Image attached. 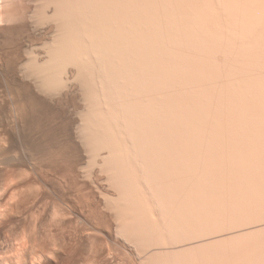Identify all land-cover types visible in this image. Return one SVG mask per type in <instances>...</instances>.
I'll return each mask as SVG.
<instances>
[{
  "label": "bare ground",
  "instance_id": "6f19581e",
  "mask_svg": "<svg viewBox=\"0 0 264 264\" xmlns=\"http://www.w3.org/2000/svg\"><path fill=\"white\" fill-rule=\"evenodd\" d=\"M24 1L25 0H23V1L20 0L19 4L23 5ZM39 1H38L39 3L37 5L39 6L41 4L40 10L43 9L42 12L44 13V16H45L44 18H46L48 20L47 21L46 19H44V22H43V20L41 19L42 21H40V23L43 22L44 26H43V28L41 27L42 31L40 32V34H39V31L41 29L40 30L39 29L38 30L37 29L36 30L26 29V31L28 33V36H27L28 39L23 41V42H17L15 39L9 38V37H8L9 38L8 40H5V39H4L5 41L0 40V72L2 74H4L2 76V74L0 73L1 77L4 78V76H7V77L11 78L12 75L17 76V74L18 73L20 74V72H23L25 68L29 69L30 71H34V72L36 69L37 76H39L43 80V82H42L43 86H45L48 89L50 87H54V86H58V88H59L60 87L59 85H62V82H61L62 80L60 78H62V75L65 72L68 73V71H66L68 69L67 66L69 65L68 67H70V64L75 66L76 71L70 72L69 82L71 80V82H74V81L78 82L79 81V83H81L80 84V85H82L81 90L79 89L80 95L84 99L85 103L88 104V107L90 108V109L89 108L86 109V113L84 115H82V117L80 116V114H82L83 112L78 113L79 116L82 118V120L79 119V121L81 120L80 121L81 124L77 120V118H79V117H77L76 120H77V122H79V128L78 129H80L81 125H82V127H84V130L81 129V130H83V132H85V133H83V135L85 134V136H83L84 138L82 141H84V144H85L84 146H86V148L89 149L87 153L91 154L92 163L95 166L93 165L94 169H93V167L91 170L88 169L90 171H87L85 169L80 168L81 165L79 167V166H77L76 163H75L76 166L71 165L70 163H67V164H70L71 166L70 165H69V167L66 166L65 162H67V160L70 158L69 155H68L69 158H67L68 149L66 147H64L65 145L63 147L58 148L59 146H62L64 144V143L63 144L59 143L60 142V141H58L59 139L53 141V143L56 142L54 144L55 145L54 147H57V148L52 147L51 149H48L49 147H51L53 145V143L49 140V143H52V145L50 144L51 146H48L49 145V143H48L47 144L48 147L46 149H48L49 151L51 150V151L49 152V151L45 150V151H47V153L45 152L46 153L45 155L47 157L45 156L46 159H44V160L47 163L45 161H44L45 163L43 162V165L46 164V168L48 167L47 172L44 171L46 173L44 175H41L44 172H43V170H41V167H39V166L41 165L43 167L42 169H45V167L41 164L42 162H40L38 164L39 161L37 162V157L35 159V161L37 162L36 164H38L37 167L35 165H33L32 163L31 164H32V166H35V168H37V169L40 168L41 171L40 170L39 171L41 172V174H40V172H39V174L42 177L44 176L43 179L48 178V177L54 178V179L49 178V180L47 179L48 180L47 182L55 180L56 185L55 186L52 185L53 189L55 190V188H59L58 189L59 191L58 190L57 191L58 192L63 191V193L65 191L64 195L67 199L65 197H62L63 196L62 195L61 196L62 200L58 201L59 199L58 200L55 199V197H57L58 194H55L57 196L54 195L55 196L54 199L47 198L46 197L47 195L45 196V195L41 194L40 192H41V190L43 191L46 187L48 188L49 183H48V186H46L47 183L46 184L45 183L40 184L39 181H41V179H39V180L37 179L39 184L36 183L37 180H36V178H34L35 176H33L34 173L31 177L34 178V180H36L35 182H33L34 181L33 179H31L33 181L28 180V177L31 178L30 174L27 176V174L29 172L26 173V171H24L22 167L17 168V166H16V168L13 169L14 168V166H13L12 170L10 167H8V168H10V170L8 169V171L4 170L7 168V166H6V168L4 167L3 158L7 159L10 157V156L9 157L5 156V151L7 152V150L10 149L8 145H9V142H12V141H9V142H8V140L6 141L5 138L9 139V138H7L8 136L2 135V132H1L0 136H2L3 138L1 137L0 139L1 140L3 139L6 141V145H4V144H1V145H4V148H5V146H7L8 148L7 149L5 148L6 149L5 150L0 145V163H2L3 168H4L0 171H4V173H6L5 175L0 173V177H1L0 178V226L2 225V226H5V228H6L7 227L6 224H8V223H5V221L8 218H10V220H11L12 217H10V216H12L14 214H16V215L18 214L17 216L19 217L22 213V215H21L22 218L20 217L21 220H20V218H18L20 220V222H19L20 225L17 223L18 224L17 226L19 228L15 229V230H17L15 233H13V231H15V230H13V228H14V226L16 227V225L13 223L12 224L14 226L11 225V223H10L11 221H9V219H8V221H9L8 226L9 225L12 226V228L9 226L10 230L9 229L3 230L1 228L2 226L0 227V230H1L0 231V264H46V263H52V262L57 263V261L60 260L61 258H62L60 260L61 262L60 261L58 262L59 264L60 263L63 264V262H65V259H67L66 261H68V263L70 260V263L72 262L71 264H101V262H103V264L104 263L105 264H116V263H118L117 260L119 258H121V256L128 257L129 254L127 255V254L120 252L114 245L110 244V242H109L110 240L107 238V236L102 235V234L100 235L102 230L99 233V231H100L99 229L101 227L102 228L107 227L111 231V229H114V225L116 224V220H114V221L109 220L107 217H105L103 215V213L100 210L101 202L103 203V201H102L103 196L105 197V199L112 198L114 193L110 192L111 190L109 191L110 187H106L107 188L106 189L105 187L101 186V188L102 187L103 188L100 189V185L102 183H104L102 185H105L108 182L111 183L112 185H114L116 188V191H117V189H118V192L120 191L119 193H117V194H119L118 195V201L124 200V202H125V203L122 202V204L123 203L126 204L127 201L131 202L132 200L131 199L128 200L127 197L132 196L131 193L132 192L134 193L135 189H139L138 187H140V185H143V183L141 184V182L139 181V178H141V179L143 178L141 181H143L145 178L148 180V182L149 181L150 182L151 181L156 182V184L159 185V190H160V188H163V186L165 188V186L167 185L168 187H170V191H169V189L165 188L166 189V195L168 192H171V191H172L171 192L172 196H174L176 194L178 195L179 192H182V191H180V189L181 190L184 189V188L182 189L180 187H179V189L177 187V190L175 189L176 188L175 184L178 180V176H181L182 172H183V170H182V172L180 171L181 167L179 168V166L183 167V164L179 165V159H181V161H180V164H181L182 159L185 157L183 155L184 154L183 152L187 151L186 148H188V153L186 152L187 153L186 154V156H187L186 160H185V158L183 160L189 162V163L187 162L188 166H187L186 162L184 163L187 167H189L190 164H194V165L196 164V167L194 166V168H197L199 166V164H197V162H195L192 159L193 158L192 156L195 155L192 152H196V154H198V155L201 154V155H199L200 157L203 155L205 157V159H203L204 161L202 159L201 160L203 162H205L207 167L209 166L208 164L213 161V159H215L213 162L219 163L217 161L222 160L221 164H222V162H225V164L229 165L228 167H226L227 165H225L223 168L221 164L220 165L217 164V169H219V167H221L223 170L221 168H220L221 170L220 169L219 170L214 169V170H217V172L215 171L216 173L211 172V171H214L212 169L213 166H209L211 171H208V173H207V169H206L207 175L212 174V173H215L217 175V177H215L216 176L215 174L213 176L209 175V176H211V178L213 177V182L215 184L219 183L220 185H222L223 184L222 182L225 181L224 182L225 185L223 184L222 185L223 187L222 186L220 187V185L218 184V186H219L218 188L215 187L216 185L214 183L212 184V182L210 181L209 178H208L209 180H206L203 178V176L198 177L196 175V173H197L196 170H200V166L202 168V166L205 165L200 160L198 161V159L194 158L196 161H198V163L200 162V166L198 167V169L194 170V168L191 169V167L190 168H187L186 166H184V167L188 170L189 169L194 170L193 173L196 172L194 175L198 177L197 179L201 178V180H203V181H201V183L203 184L201 186H202V188L205 189V190H203V191H205L204 193H206V191L208 192L209 190L211 191L210 193H212L214 191L213 189H212L213 190L212 191L210 188H208V190H206V184L208 187V186H210V183H211L214 186H212V187L210 186V187L215 188V190H217L219 188H221V189L224 188L222 191L225 194L224 191H225V188L228 186V184L231 183L229 185H232L234 181L238 180L237 181L238 183H234L232 186H228L229 188L227 187L226 191L228 189H230V191H228L225 194L228 196V198L224 197L225 196L224 194L220 196V194L222 193L221 189H220V191L217 190L216 192H213V193L219 194L220 198L224 197L223 199H227L228 201L233 200V201H229L230 203L231 202L232 203L237 202L234 204H236L235 206L238 205L237 207H238L239 212H236V211H238V210H235V209H237V207L233 206L234 204H232V203H231L232 204V206H231V204H229V202H227V200H225L227 202V205H225L226 202L222 198L221 199L224 202H221L222 200L218 198L219 200H221L220 203H222V204H220L221 206H219V203H218L219 200L216 201L215 198H212L214 196L213 193H212L213 196H212V194H211V197L208 196L212 200L211 201L208 199L209 202L211 201L210 206L207 205L209 202L206 204L204 202L201 204L200 203L197 204V201H199V202L206 201L204 198L207 199L206 196H207V194L209 195V192H208L205 194V196L203 195L204 196V198H203V196H201L203 194V192H202V190H200L202 192V194H200L199 196H200V198H203V199L202 200L200 199L201 201L198 200L199 197L196 194H199L201 192L196 193V192H198V190L196 189V191H195L194 188H197L201 184V183L199 184L200 181L198 182L199 185L197 187L195 186L194 188H193V186H192V188L190 187L192 183L191 184L188 183V184H190L189 187L191 189H194L192 191L193 192L195 191V193H194L195 195L193 193L191 194L190 190H189L190 192H188V194L185 193L186 191L182 192V193H185L187 195L191 194L192 196L193 195L197 196L196 198H194V200L195 199L197 200L196 202H193L194 200H192V199H188L186 204H183V203H181L182 200H184L185 198L186 199L189 198L190 195L188 197H186L187 196L186 195L184 199H181L180 198L181 195L180 196L178 195L177 201L181 200V202L179 201V203L176 202L175 200L174 201L169 200L170 202H168V201L165 202L167 200L166 198L163 199V200H165L164 201L165 203L164 202L159 203L162 201V199H161V196L159 198V195H158L161 193H158L157 195H158L159 199L157 200V202H158L157 207L160 206L161 209H164L165 211L167 210L169 213L171 212L170 214H172V212H173V214H175V213L179 214V212L181 211V212H183V214L181 213L183 216H185L184 213H186V214H187V212H194L195 213V210H196V212L199 213V217H197V218L199 219L200 216H202L204 218H201V220L204 219V221H205L207 215L205 214L206 215V217H205L204 215H200V213H203L202 211H204V213H206L205 211H206L207 207H211V205H212V208H213V206H214V208H217L216 205H218L220 207L218 209H221V207L223 209L225 206H228L227 207L228 210H229V208H231L229 211L231 218H229V215H227V217L229 218V221H225L226 223L228 222L227 225H230L229 224L230 221L232 224L234 223L232 221H235V224H237V222L241 221L240 218L237 221L238 215H237V217H236V215H234L236 218H233L232 217L233 215L231 216V213L232 214H234V213L240 214L241 213V215H245V214L249 215L248 213H250V212L251 213L254 212L256 214V212L258 211L257 213H258V216L260 215L259 217H257V215H255V217H256L255 218L253 216L254 214L250 213V216L251 215L253 216V217L251 216L252 220L246 216L249 220L247 219L248 220V223H247V220L245 219V222L247 224H250V223L253 224V222L256 223L258 221V220H256L257 218H259V222H261L260 221L261 218H262L261 219L262 221L264 220V218H263L264 214H262L264 212V203H263V205L259 206L262 203L258 202V201H262L264 199V179L260 178L261 175H263L262 178H264V173H262V172H264V170H263V168H264L263 167L264 166V154H263L264 148L261 146L264 142V0H39ZM5 2L8 6H11L12 4H16L14 2V0H5ZM42 2L44 4H42ZM52 4H53V6L55 5L54 10L52 9L53 7L51 8ZM92 4H94L96 6V7L94 6L93 8H97L94 11H93V8L91 7ZM30 6H31V4H30ZM38 6H36V7H38ZM36 7H35V9H36ZM40 10H37V11H39L38 14H40V16H41ZM96 11H98V12H96ZM6 12H7V10H6ZM31 12L32 13L34 12V14H36L35 10L31 11ZM8 13H9V10H8ZM32 13H30V15ZM28 17H29V15H28ZM32 17H33V15H32ZM38 18H39V16H38ZM42 18H43V15H42ZM38 21H39V19H38ZM45 21L49 22L47 24H50V25L46 27ZM43 23H41V24H43ZM38 24H39V22H38ZM41 24H39V25L41 26ZM1 27H2V22L0 21V32L2 29ZM44 27H46V28H44ZM37 33L40 36H41V34L43 36H41L39 38L38 37L39 35ZM11 35H12V33H11ZM186 43L189 45V48H188V45H186ZM183 44H184V46H187L186 50L184 49L185 47L183 48V46L181 49L179 48ZM169 45H172L171 46L172 49H171V47L169 48ZM168 48H169L170 52L167 51ZM173 48H174V50H173ZM177 48H179L180 52H182V53L178 52ZM214 53L216 54L215 56H217V53L218 54L220 53L221 55H223V57H225V58L221 57L220 54L218 56L223 58L224 60L222 59L223 60L222 61L221 58H219V60L215 59V62H213L215 56L214 57H212V56L214 55ZM165 56H167V57H165ZM218 56H217V58H218ZM90 57L91 58L93 57V58L91 59ZM164 58L168 60L169 66L167 64V60H166V62L164 61L165 60ZM217 60L220 61L219 63H221V65L224 66V68L227 66V64H225V62L228 63V65L230 64V66L226 67V68H228V69L230 68V69L228 70V69H224V68H219L221 65H219V67H217L219 64ZM226 60H229V62H231V63L227 62ZM210 61H212V62H210ZM164 63H166L168 66L167 70L165 69V67L167 68V66H165ZM178 63L180 66L182 64L184 65L180 71H178L180 69L178 66ZM211 63H214V64H211ZM97 67L98 68L100 67V69L102 71L100 69L97 70L96 69ZM184 67L189 68V69L188 70L186 69V71H183L182 69H185ZM22 68H24L23 71H22ZM222 69H224V70H222ZM148 70H150L151 72L150 71L148 72ZM189 70H190L191 74L193 75V77H191L192 75H188L190 72L188 74L186 73L187 76L185 75V72H187ZM181 71L183 72V74L185 76H183V74L182 75L180 74V73H182ZM147 72L150 73V75H148ZM14 76L11 79H14ZM1 77H0V79H1ZM63 77H64V75H63ZM194 77H196V78H194ZM197 77H198V80H196ZM30 78H32V76ZM117 79H119L120 81L122 80L121 82L124 83V85H123L124 87H122V89H120L121 86H119V88H118V90L119 89L122 90L121 93L120 92L117 93L120 95V98L118 97L119 95L116 97V95H115L116 93H114V91H111V89L113 87H115ZM219 79H222L223 81L222 80L219 81ZM119 80L117 81V83L119 82ZM149 81H150V83H149ZM9 82L10 81H8V84H9ZM64 82L65 83H63V84L67 83L66 81H64ZM98 82H100L99 85L100 84L102 85V86H100V88H101V90L103 89L102 90L103 93L98 91L99 87H98V89L96 88V85ZM142 82L148 84L149 86L142 84ZM14 83L16 84V82H14ZM17 83L19 84V81ZM235 83H236V85H235ZM5 84H6V82H5ZM119 84H120V82H119ZM13 85H11V87ZM20 85H21V82H20ZM144 85H145V87H142ZM23 86H26V85L23 84ZM62 86L60 88H62ZM104 86H106V87H104ZM168 86H172L173 88L176 86H178V87L181 86L182 88H184L183 93L180 94V92L178 90H176V88H174L176 91L173 92V89H172L173 93H172V95L169 94L170 96L167 99L168 96L165 94V90H167L168 93H171L170 92L171 90H169L170 87L168 89H166ZM235 86H238V87H235ZM9 87H10V85H9ZM29 87H25V88L30 91ZM116 87H117V85H116ZM146 87H148L151 90V92L149 90V92L151 93V96H150L151 98L147 99L148 96L145 97L146 99L141 97L140 100H142V98H143L144 100L148 101V102L145 101V103H143L144 100L143 101L139 100V98H140L139 95L142 96V93L138 94V95H137V93L141 92V90L143 88H146ZM178 87H177V89H179ZM12 88H10V89H12ZM14 88H15V85H14ZM105 88H107V89L105 90ZM128 88L130 89V91L132 90V92L129 91V93H132L130 95V96H132L131 98L138 96V99L136 97V98H134L135 100L134 99L131 100V99H129L130 96L128 98L126 97L128 95V90H129ZM186 88H189L187 90L190 91V95H189V92L186 90L188 92L187 93L188 96H186L184 93L185 92L184 90ZM190 88H193V91H195V92H196L195 89L199 90V93L197 92V94H199V96L197 95V97H196L195 96L196 94L193 95L194 93H192V90ZM52 89H54V88H52ZM22 90H25V89H22ZM56 90H58V89H56ZM61 90H63V89H61ZM104 90H105V92H104ZM124 90L127 93H124L123 92ZM143 90H146V89H143ZM69 91H67L66 93H68ZM73 91L71 90V93ZM180 91H181V89H180ZM134 92L136 93V96H135ZM149 92L147 91V93L145 92L144 94L148 95ZM152 92H153V94H155L154 97H152L153 96ZM13 93L14 92L12 90V95H13ZM21 93H23V92H21ZM73 93H75V92H73ZM225 93H226V95H225ZM124 94L126 96L123 97L122 95H124ZM133 94H134V96H133ZM29 95H31V93ZM16 96L18 97L20 95H16ZM26 96H28V95H26ZM26 96H25V98H26ZM165 96H167L166 101H164ZM193 96H195V97H193ZM70 97L74 98V96H69L68 98H70ZM79 97L78 98L76 97V98L80 99ZM115 97L119 99V100H117L119 102L115 101V99H116ZM19 99H21V98L19 97ZM74 99L71 100L70 102H73L76 100V99L75 100ZM14 100H13V102H14ZM101 100H103L105 103V107H104V105L102 106V104H101V107L105 108L103 110L100 109V107H99L100 106L99 102ZM26 101H30V100H26ZM55 101H53V102H55ZM23 102H24V100H23ZM59 102H60V100H58L57 103H59ZM16 103H14V104H16ZM24 103H26V102H24ZM74 103L76 104L75 109H77L78 111H81V109L79 107L77 108L78 103L73 102V105H74ZM82 103H84V102H82ZM17 104L19 105V103H17ZM27 104H29V102H27ZM33 104H35V103H33ZM48 104L49 103H47L45 105L47 106ZM18 105L13 106V103L11 104V107H9L8 111H9V113L11 112L12 114H10L9 117H11L12 115H14L13 116L14 118H15V115L21 116V117L22 116L24 117V115H25V117H26V115H28V114L37 113V111L39 110V107H40L38 105L39 106V107H37L38 109H34L32 106L29 109V107L31 105L28 108H27L28 105L26 107L22 106L21 104H20V106H18ZM49 105H51V104H49ZM56 105H57L56 107L59 106L58 104H56ZM73 105H72V108H74ZM46 106H44V107H46ZM53 106H55V105L53 104ZM85 106H84V108H85ZM34 107H36V106H34ZM59 107L61 109L62 106H59ZM46 108H44V109H46ZM2 110H3V108H2ZM40 110H43V109H40ZM53 110H54V108H53ZM53 110H51V111H53ZM62 110H64V109H62ZM71 111H73V110H71ZM45 113L46 112H44L43 114H45ZM76 113H73V114L75 115ZM32 114H31V118L33 117ZM48 114H49V112H48ZM40 115L41 114H39V116ZM36 116H38V115H36ZM36 116H35V118H36ZM46 117H44V118H46ZM72 117H74V116L72 115ZM16 119H18V118L16 117ZM24 119H26V118H24ZM24 119H23V121H25ZM32 119H33L32 120V122H33L34 118H32ZM38 119H41V118L37 117V119H36V121H34V123L37 122ZM74 119H75V117L73 118V120ZM27 120H28V116H27ZM0 121H2V120H0ZM12 121H14V120L12 119ZM12 121H10V123ZM18 121H19V119H18ZM18 121H16V122H18ZM23 121L21 120L22 126L25 125ZM40 121H38V122H40ZM47 122H48V120H47ZM54 122L55 121H53V123ZM62 122H63V120H62ZM69 122H70V120H69ZM72 122H70V123H72ZM40 123H43V122H40ZM40 123H39V125H40ZM45 123L46 122H44V124ZM65 123H66V120H65ZM67 123H68V120H67ZM27 124H26V126H27ZM49 124H50V122H49ZM58 124H57V126H58ZM62 124L60 126L65 127V125H62ZM74 124H75V126H77L76 123H74ZM242 124H244V125L241 126ZM17 125H20V123H18ZM47 125H48V123H47ZM67 125H69V123L66 124V126ZM114 125H116V126L118 125V126H120V128L125 129V130H123V132H125V137H126V134H128L127 138H129V139H127V138L125 139V137H122L121 135L124 136V133H121V131L116 129L117 131H119L121 133V135H120V133H118L119 134L118 135L117 132L115 131V129L113 128V127H115ZM13 126H15V124ZM29 126H27V127H29ZM35 126H37L36 123H35ZM71 126H73V125H71ZM118 126L116 128H119ZM19 127H17V128H19ZM42 127L40 129L44 130ZM51 127L52 126H50L49 132H52L51 130L55 129V128L51 129ZM248 127H251L252 129L250 128L251 130H249ZM22 129H23V127H22ZM45 129L47 130V127ZM57 129L59 130L60 128L58 127ZM62 129H63V127H62ZM246 129L248 131H246ZM15 130H16V128H15ZM18 130H20V129H17V133H20V132H18ZM24 130H25V128L21 131L22 133H20V134L23 135ZM26 130H25V132H26ZM81 130L79 132H81ZM1 131H2V129H1ZM79 132H77V133H79ZM53 133H51V134L53 135ZM80 134L82 135V132ZM22 135H20V136H22ZM56 135H58V134H56ZM23 136H25V134ZM48 136H50V138H51V135H49V133H48ZM67 136H69V135H67ZM75 136H77V135L75 134ZM117 136H120V137H117ZM54 137L58 138V136H54ZM54 137L52 139H54ZM64 137L65 136H63V139H65V140H66V138H69V137H65V138ZM208 137H210V138H208ZM24 138H21V139L24 140V142H26L27 140L25 141L26 138L25 139ZM45 139H46V137H45ZM65 140H62V141L65 142ZM69 140H71V138ZM77 140H78V136H77ZM57 141L61 145L58 144V146H57L56 145ZM67 141H68V139L66 140V142ZM7 142H8V145H7ZM24 142H22V143H24ZM69 142L70 141L67 142L68 147H69L68 144H70ZM73 142H71V143L73 144ZM3 143H4V141H3ZM76 143L79 144V142H75V144ZM223 143H226V144L223 145ZM178 144H179V146H181L182 152L180 151V149L178 150ZM27 145H29V144H27ZM131 145L133 146V149H132ZM76 146L73 145V147L72 146H70V147L75 148ZM182 146H183V149H182ZM185 146H186V148H185ZM263 146H264V144H263ZM224 147L226 150H224ZM25 148H27V147H25ZM35 148H39V147H35ZM35 148H33L34 151H35ZM66 149H67V151H66ZM69 149L71 150V148H69ZM14 150H16V149H14ZM30 150H32V149H30ZM38 151L36 149L37 154L39 153ZM72 151H76V149H74V150L72 149ZM72 151H68V152H71L69 154H73ZM78 151L79 150H77L75 155H77ZM24 152H25V150H24ZM8 153H9V150H8ZM13 153H15V152H13ZM31 153H33V152L31 151ZM43 153H44V151H43ZM43 153H41V155ZM11 154H12V152H11ZM191 154H192V156H191ZM225 154H226V156H232V158L227 157L226 158L227 160H224L225 158L222 159ZM132 155H133V157L139 158V160L142 159L144 162L146 159V161L148 162V166L152 164L154 166V168L152 167L153 169H151L149 167V169L145 170L143 168L144 165H143L142 161H141L142 167H140V168L141 169L143 168L144 169V170L142 169L143 171L138 170L137 167H135L136 169L131 168L133 164L131 162L130 156H132ZM11 156L14 157L13 154ZM15 157H16V155H15ZM32 157L34 158L35 154ZM43 157H44V155H43ZM187 158H188V160H187ZM16 160H15V163H17ZM38 160H40V159H38ZM78 160H79V157L75 161H78ZM17 161H19V160H17ZM40 161H42V160H40ZM132 161H133V159H132ZM90 163H91V160H90ZM92 163L90 164V166L92 165ZM133 163H135V161H133ZM138 163H140V162H138ZM201 163L203 165H201ZM12 164H14V163H12ZM130 165H131V167H129ZM145 165L147 166L146 163H145ZM206 165L203 166L204 169L202 171L200 170L202 173L205 171ZM211 165H214V164L211 163ZM231 165H234V166H231ZM97 166H99V168H96L97 170L99 169L98 171L95 170V167H97ZM191 166H193V165H191ZM214 166H216V165H214ZM246 166H247V169H248V167H250L248 170L249 173L247 172V169L244 168ZM258 166L260 169L258 168ZM11 167H12V165H11ZM209 167H208V169H209ZM225 167H226V170H225ZM261 167H262L263 171H261ZM1 168H2V166H1ZM214 168H216V167H214ZM227 168L228 169L231 168L228 175L230 177V180H233V181L228 180L229 177L227 176V172H228ZM240 168L242 170H246L245 173H244V171H241ZM234 169H236V171H238V169H239V172L241 174L240 173L239 174L234 173ZM188 170H186V171H188ZM28 171H30V170L28 169ZM34 171H35V169H34ZM200 171H198V174ZM219 171L221 172V175H224L226 173L225 174L226 177L224 176V179L226 178L227 180H223V176H222V178H221L222 182L221 183H220L221 179H218L221 177L220 174H219L220 177L218 176V173H220ZM178 172L181 173V175L180 174L178 175ZM190 172L185 173V174H190ZM259 172H261V173H259ZM30 173H31V171H30ZM193 173L188 175V176L192 175L193 178L191 177V179L194 180V178H196V177H194ZM206 173L203 175L205 176ZM246 173H247V175H246ZM258 173L260 175H258ZM183 174H184V172H183ZM242 174H244L245 176ZM1 175H4V176H1ZM231 175L233 177L238 175L237 176L238 178L237 177L232 178ZM25 176H27V178ZM85 176H87V178L92 177L93 179H95V181L98 179L97 182H99V180H100L101 184L99 185V189H98V187L93 186V183H92V185L91 184L86 185V183L81 182L80 179L82 177H85ZM186 176L187 175H185L184 177H186ZM257 176L261 180H259ZM215 178L220 180V181L215 182L216 181ZM180 179H181V177L179 178V180ZM191 179H189L188 181L193 182ZM249 179H250V181H249ZM44 180H46V179H44ZM186 180H187V178H186ZM188 181H186V182H188ZM207 181L209 184L206 183ZM228 181H229V183H228ZM132 182H134L133 183L134 186L132 185ZM148 182H147V184L149 187ZM186 182L184 183L185 187H186V185H188V184H186ZM255 183H256V185H255ZM147 184H146V186H147ZM44 185L46 187H44ZM153 185L155 187V183H153ZM153 185H152V187H153ZM184 185L182 186V184L180 183L181 187H184ZM143 186H141V187L144 189ZM201 186L198 189H201ZM52 187H50L49 189H51ZM152 187L150 188V190L151 189L152 190H154V189L158 190L157 187L154 189ZM115 188L113 187V189H115ZM131 188H134V190L132 191ZM110 189H112V187ZM165 189H161V190L165 191ZM187 189H189L188 186L186 187V190ZM232 189H233V191H232ZM67 190L73 191L72 195L70 193L71 196L69 195V198L66 196ZM152 190L150 192H153ZM155 190H154V192H155ZM137 191L138 190H136V192ZM234 191H236L235 194H237V195H234ZM139 192H140V190H139ZM230 192H233V194H231ZM43 193H44V191H43ZM229 193L231 194V196H229L230 195ZM51 194H53V193H51ZM137 194L139 195L142 193H137ZM154 194H156V192ZM148 195H145V196H147L149 198ZM133 196H134V194H133ZM135 196L138 199H136ZM135 196H134L135 199L132 197L133 200H136V201L140 200L137 195H135ZM139 196H141V195H139ZM182 196H184V195H182ZM192 196H191V198H192ZM147 197H146V201H147ZM167 197H169V195ZM229 197H230V199H229ZM113 198H115V196ZM153 198H154V201L157 199V198L155 199V196ZM172 198L175 199L174 197H172ZM234 198L235 199L237 198V199L235 200ZM257 198H261V200L257 199ZM30 199H31V201H30ZM126 199H127V201H126ZM173 199H171V200H173ZM107 200H109V199H107ZM143 200H144V198L142 199V201H138L136 203H138V204L142 203ZM148 200H151V199H148ZM189 200H190V203L188 202ZM191 200L193 203L191 202ZM151 201L154 202L153 200H151ZM84 202L88 203V204L86 203V211L89 213V216H87V218L91 217V219L89 218L90 221L86 222V220H85L86 218H85L84 223L85 222L86 223L85 224L81 223L82 226H84V227H82L81 229H78L77 228V226H78L77 222L78 221H76L78 219L74 220L73 211L75 212V209L78 210L79 207L82 206L83 205L82 203H84ZM152 202H150L149 205H151ZM262 202H264V200ZM107 203H109V202L107 201ZM111 203H112V201H111ZM115 203L116 202L114 201L113 204H115ZM133 203H131V205H133ZM136 203H134L133 206H137ZM144 203H146V202H144ZM144 203H142L143 207L148 206V204L144 206ZM243 203H244V205H243ZM104 204H105V202H104ZM181 204L184 207L181 206ZM223 204H224V207L222 206ZM131 205H128V206L131 207ZM155 205H156V201H155ZM178 205L180 207H177ZM241 205H242V207L246 206L245 207L246 209H242V212L244 213L246 211L247 213L245 212L243 214L241 212V210H240L242 208ZM111 206L112 205H110V207ZM115 206H112L111 208L113 209V207H115ZM118 206H119V204H118ZM124 206L126 208V205H124ZM148 207H147V209H148ZM232 207H234V208H232ZM80 208L82 209V207H80ZM104 208H105V206H104ZM115 208H117V207H115ZM137 208H138V206H137ZM179 208H181V209H179ZM225 208L223 209L222 212L220 211V213H222L223 215L225 213H227V210H226V212H224ZM262 208H263V211H262ZM127 209H125V210H127ZM132 209H133V207L131 209H128V211L131 210V212H135V211H132ZM138 209L140 210V208H138ZM153 209H150L151 212L148 211L150 213V215L152 214ZM209 209L207 208V210H209ZM218 209L217 210L215 209L216 211H214V212H212V210L208 211L207 212L208 216L210 215L209 214L210 212L214 213L213 215H211L212 218H213V216H217V214L215 215V213L219 211ZM247 209L249 210V212L247 211ZM254 209H256L257 211L255 212ZM107 210H108V207H107ZM116 210L117 209H115V211ZM137 210H136V213H137ZM139 210H138L139 213L142 212V210H140V211ZM143 211H144V208H143ZM156 211L153 212L154 215L156 214ZM165 211H162V213H167ZM198 211H201V212H198ZM18 212L20 213V215ZM107 212H109V211H107ZM121 212H123V211L120 210V212L118 214H121ZM131 212H129V213H131ZM260 212H262V213L260 214ZM77 213H75V214H77ZM109 213H111V211ZM117 213H115V214L117 215ZM75 214H74V216H75ZM82 214H83V212H82ZM140 214H142V213H140ZM173 214H172V217H173ZM176 214H175V216H176ZM181 214H179V215H181ZM189 214H191V213H188V216L192 217L193 213L191 215H189ZM218 214H219V212H218ZM86 215H88V214H86ZM154 215H151L152 216L151 219H154V217H153ZM77 216H78V218L81 217L79 215H77ZM126 216H127V220H128V215H126ZM126 216L122 215V217L120 218L121 221H120V223H118V225L120 224V226H121L120 229H122L123 232H125V228H126L125 226L128 225L127 224L124 226V222L122 220V218L126 217ZM134 216H136V215H134ZM137 216H138V213H137ZM162 216L165 217V215H162ZM167 216L168 215L166 214L165 219H167ZM83 217H85V216H83ZM130 217H132V216H130ZM174 217H173V219H175ZM219 217H221V216H219ZM222 217L220 218V220L217 218L218 219L217 224H220L221 222L224 221V219H222ZM239 217H241V216L239 215ZM142 218H138V219L134 218L137 221L136 222L137 227L135 226V228L137 230L139 229V231H141V230L144 231L147 229L150 230V229L155 228V227L158 229V227L162 228L163 226H167L168 229L170 227H173V225H166V224L163 225L164 220L163 221L161 220V223H162L161 225H163V226H161L159 223H157L159 225L156 226L155 221H158L159 219H155V221L151 220V221H153V224H154V225H152L151 221H148L147 218H146L147 220H144ZM162 218L163 217H161L160 219H162ZM192 218H191L192 220H195L194 217H192ZM212 218H211L212 223H213L212 229L214 227L215 230H217V231L213 233L214 229L213 230L211 229L212 232L210 231V233L211 234L213 233L214 235L216 233V235H217L218 230L222 229L221 230V232H222L223 228L225 229L226 223L224 224V222H223V224H221V225H223V226L225 225V226L224 227L222 226L219 228L220 225L215 226ZM214 218L216 219V217H214ZM228 218H226V216H225V220H228ZM253 218L255 219L256 222L253 221L254 220ZM187 219H188V217H187ZM192 220H191V222H192ZM124 221L127 222L126 220H124ZM166 221L168 222V220H165V222ZM169 221H170V219H169ZM177 221H178V219H177ZM181 221H179V222H181ZM186 221H188V220H186ZM186 221L184 223H186ZM200 221H198V223ZM206 221H209V223L206 222L207 224H211V221L208 220V218ZM219 221H221V222H219ZM149 222H150V224H149ZM172 222L173 221H171V223ZM174 222H176V221H174ZM134 223H135V221L133 222V225L136 224V223L135 224ZM200 223L202 224V222H200ZM75 224L77 225L75 227L77 229L74 228ZM173 224H175V223H173ZM177 224H178V222H177ZM181 224H183V223H180V225ZM192 224H193V222H192ZM195 224L197 225V223H194V225ZM235 224H233V226L231 225L230 228L231 229L233 227L238 228L239 223H238V225H235ZM251 224H250V226H251ZM204 225L205 224H203V225L199 224V227L200 226L203 227ZM174 226H176V224ZM183 226H186V225L184 224ZM190 226H189V228H187L188 230L190 229ZM80 227H81V225L79 226V228ZM133 227H131V228H133ZM194 227L197 228V226H194ZM228 227L229 226H227V229H228ZM180 228H181V226H180ZM209 228L206 227L205 229H209ZM108 229H106V230H108ZM172 229H170V230H172ZM183 229L184 230H182V231H185L184 227H183ZM192 229L194 230V228H192ZM240 229L241 228H238L239 231H241ZM152 230L155 231V229H152ZM174 230H176V228H174ZM261 230L262 229L257 230V232L255 231L256 233H254V231L253 232L251 231L252 235L249 232L251 236L250 235H247V236H250V239H249L250 242L247 241L248 240L247 236H246V242H244V240H243L244 244H243V242H242V244L243 245L247 244L246 248H248V242H249V245H250L249 248L251 247L250 249L253 248V244L254 245L257 244L256 249L259 248V250H261V251L255 250L254 249L255 246H254L253 251L250 250V253H251L250 255L252 257H250V255L248 253V255H249L248 257H250V258L246 257V258H248L246 260L241 259V258H245V256H247L246 255L247 251H246L245 247H242L243 245L240 242H239V244L242 245L241 246L242 248H245L243 250L246 252H243L242 249H241L242 251L239 252L238 250H240V249L237 250L236 247H240V246H236L235 248L233 247L234 252L232 251L233 248L231 251H229V253H228V251L226 253L227 249L226 250L224 249L225 251L222 252L223 254L222 253L219 254V251H217V252L213 251V252L218 253V254H216V253H213L212 251H210L211 253H209L210 248L207 251L208 252L207 253L206 250L208 249L207 247H208L209 243H208V245H206L207 243L205 244L203 241L202 247L204 248V246H206L205 248H207L206 250H204L205 252L204 251L202 252V253H204L203 255H205V256H199L201 254V252H200V254H196L197 252L193 251L196 255L194 254L193 257L191 256L192 259L190 260V258H189V260L191 261V262L190 261L189 262L192 264H235L237 261V258L241 255L240 253H243V254L245 253L244 254L245 256L241 255L243 257L240 256L241 258H239V259L244 260L246 262V264H247L248 260H249L248 264H250V263L252 264L251 261H253L254 264H258V263L264 264V255L263 254L261 255L262 251H264V249H263L264 247H262V246H264L263 245L264 244V235H263V232L260 233ZM134 231H131V232H134ZM190 231H192V230H190ZM207 231L208 230H206V234H207ZM258 231H259V233H258ZM197 232H198V230H197ZM221 232H219V233H221ZM246 232H248V231H246ZM125 233H124V235H125ZM137 233H138V231H137ZM164 233H166V232H164ZM164 233H163V235H164ZM200 233H199V235L201 237L208 235V234L202 235ZM204 233L205 232H203V234ZM208 233H209V231H208ZM128 234H129V232L127 233V235ZM152 234L154 236L157 235V234L155 235L154 233H152ZM240 234H241V236L235 235V237H239V236L241 238L245 237L242 235L243 232ZM253 234L257 235V236L255 235L256 236L255 239L251 238V237H254ZM258 234L263 235L262 238L259 237ZM109 235H111V232L109 233ZM118 235L119 234L117 233V236ZM135 235H137L136 231L134 233V236ZM139 235L140 234H138L137 236L139 237ZM142 235L144 236L145 234H142ZM149 235H151V234H149ZM153 235H151V236H153ZM166 235H168V234H165V236ZM174 235H175V233H174ZM180 235L176 236L177 238H175V239H177V241H174L176 244L178 243V245H180V242H182L183 244L180 246H183L184 243H186V242H188V244H190L189 243L190 237H192V239L195 240V238H193V236H195L193 234V232H192L193 236H188L189 238L185 234H183L185 236H183L182 234H180ZM188 235H191V232ZM130 236H132V234H130ZM134 236H132V238H135ZM137 236L135 238L136 242L132 238H129V239L130 240L132 239V241H134L135 244L136 243L139 244V242H140L139 239L141 238V235H140L139 239L137 238ZM143 236H142V239H143ZM151 236H149L148 238H150ZM154 236L150 240L154 239ZM170 236L173 237L172 233H171V235L169 233V237ZM219 236H220V234H219ZM156 237H159V234ZM169 237L167 236L168 239H169ZM235 237L233 239H235ZM111 238H113V236ZM159 238H161V236ZM167 238L164 239V237H163V240H161L162 239L161 238V239H158L156 242L150 241L153 244L149 243L148 245H147L148 242H146V245H144L145 244V242H144V244H142L143 246H141V247H139L140 246V244H139L138 245L139 248H136L137 249L136 255L138 256L139 260H140V257H142L143 255L145 256V254L150 252V250H151L150 248L152 246H156L157 248L158 247L168 248L166 246H169V245L174 246L175 245V244H173L174 242L172 243V241L174 239L169 241L170 239L167 240ZM197 238H199V236ZM241 238H240V240L242 241L243 238L242 239ZM257 238L259 240L255 242V240ZM145 239H147V237ZM224 239H226V238H224ZM260 239H262L263 242H262V240L260 241ZM236 240H239V238L238 239L236 238ZM192 241H191V243H192ZM195 242L193 244H195ZM208 242H211V241H208ZM215 242H217V241L215 240ZM251 242H253V244ZM257 242H259V243H257ZM213 243H214V240H213ZM213 243L211 242L210 244H213ZM220 243H221V240H220ZM236 244L237 243H235V245ZM258 244H260L261 247H258ZM132 245H133V243H132ZM132 247H135V246H132ZM156 247H154L153 250L156 249ZM193 247L194 246H191V248H193ZM195 247H196V245H195ZM199 247H201V246L199 245ZM219 247H217L218 250H219ZM197 248L198 247H196V250H197ZM249 248H248V250H249ZM161 249L159 248L160 252H162L164 250L163 249L161 251ZM169 249L170 248H168L167 251L164 250V252L166 253L165 255H167V256H168V254L173 253V251H169ZM185 249L187 250V247L186 248L184 247V249L182 248V253L184 252L183 250H185ZM179 250H181V249H179ZM179 250H177V251H179ZM199 250H202V248ZM235 250H237V252H238L237 254H234V253H236ZM177 251L174 249L175 253ZM221 251H223V250H221ZM157 252H159V251L157 250L156 252H154V254H156ZM186 252L190 253L192 251L189 252L187 250V251H185V253ZM252 252H254L253 254L255 256H253ZM255 252L257 253V255L255 254ZM126 253H127V251H126ZM159 253H157L158 254L157 256L160 255ZM175 253H173V256L175 255ZM185 253L181 254V252H180L181 255H184ZM224 253H225V255H224ZM230 253H231V256L238 255V257L234 259V257L229 256ZM162 254H163V252H162ZM149 255H150V253H149ZM165 255L163 254L164 257H165ZM170 255L168 256V258H170L172 256V255L171 256ZM157 256H156V258H158ZM189 256H190V254H189ZM256 256H258L257 258H259V259L261 256L263 258H261L260 260L257 259L258 261L257 260L255 261ZM181 257H183V256H181ZM146 258L148 259L149 256L148 257L146 256ZM177 258H178V256H177ZM174 259H176V258H174ZM179 259L176 260V262H178V264L180 263L179 261L181 260V259L180 260ZM239 259H238L239 263H237V264H245L244 261H241L242 262L241 263L239 261ZM62 260H64V261H62ZM135 260L136 259H134V261ZM162 260H164V259L162 258ZM184 260L186 261L187 258L184 257ZM141 261H142V259H141ZM157 261H159V260H157ZM163 262H165V261H163ZM174 262L175 261H173V263ZM176 262H175V264H176ZM181 262H182V260H181ZM255 262H257V263H255ZM147 263H148V261H147ZM188 263H186V264H188ZM156 264H159V262ZM161 264H163V263H161ZM165 264H168L167 260H166Z\"/></svg>",
  "mask_w": 264,
  "mask_h": 264
},
{
  "label": "rangeland",
  "instance_id": "374dc122",
  "mask_svg": "<svg viewBox=\"0 0 264 264\" xmlns=\"http://www.w3.org/2000/svg\"><path fill=\"white\" fill-rule=\"evenodd\" d=\"M19 1H20V0H14V2H15L16 4H12L11 6H8V5L6 4V2H5V0H0V8H1V9H0V15H1V16H0V21L2 22V27H1L2 29H1V32H0V40H1V41H5V40H8L9 38H13V39H15L17 42H23V41H25V40L28 39V37H27V36H28V33H27L26 29H29V30H36V29L38 30V29H39V30H40L41 27L43 28V26H44V23H43V22H44V19H46V18H44L45 16H44V13L42 12L43 9L40 10V6H41V4H40L39 6L37 5L40 1H39V0H30V1H29V0H25L24 3H23V5H22V4L20 5V4H19ZM22 1H23V0H22ZM26 1H27V2H26ZM38 1H39V2H38ZM4 3H5V4H4ZM17 3H18V4H17ZM33 3H34L35 5H34ZM40 3H41V2H40ZM69 3H70V2H69ZM26 4H27V5H26ZM28 4H29V5H28ZM30 4H31V6H30ZM42 4H44V3L42 2ZM17 6H18V7H17ZM36 6H38L39 8L36 7ZM94 6H95V5L92 4L91 7L93 8ZM10 7H11L12 9H11ZM19 7H20V8H19ZM23 7H24L25 9H24ZM35 7H36V9L38 8L37 10H40V12H41V16H40V14H38L39 11H37V10L35 9ZM52 7H53V8H52ZM95 7H96V6H95ZM8 8H9V9H8ZM51 8L54 10L55 5L53 6V4H52ZM51 8H50V9H51ZM52 9H51V10H52ZM95 9H97V8H93V11H94ZM1 10H2V11H1ZM6 10H7V12H6ZM8 10H9V13H8ZM16 10H17V11H16ZM34 10H35V13L39 16V18H38V16H37L36 14H34V12H33V13L31 12V11H34ZM23 11H24V12H23ZM11 12H12V13H11ZM96 12H98V11H96ZM5 13H6V14H5ZM10 13H11V14H10ZM19 13H20V14H19ZM26 13H27V14H26ZM30 13H32V14L30 15ZM3 14H4V15H3ZM18 14H19V15H18ZM23 14H24V15H23ZM28 15H29V17H28ZM32 15H33V17H32ZM42 15H43V18H42ZM12 16H13V17H12ZM17 16H18V17H17ZM26 16H27V17H26ZM35 18H36V19H35ZM25 19H26V20H25ZM34 19H35V20H34ZM38 19H39V21H38ZM41 19L43 20V22H41V23H43V24L40 23V21H42ZM32 20H33V21H32ZM46 20H47V19H46ZM21 21H22V22H21ZM47 21H48V20H47ZM47 21H45V22H46V24H45L46 27L50 25V24H47V23H49V22H47ZM5 22H6V23H5ZM8 22H9V23H8ZM38 22H39V24H41V26L38 24ZM22 23H23V24H22ZM6 25H7V26H6ZM22 25H23V26H22ZM24 26H25V27H24ZM34 26H35V27H34ZM36 26H37V27H36ZM46 27H44V28H46ZM31 28H32V29H31ZM33 28H34V29H33ZM4 29H5V30H4ZM20 30H21L22 32H21ZM5 31H6V32H5ZM41 31H42V29L39 31V34H40ZM3 32H4V33H3ZM11 33H12V35H11ZM37 34H38V33H37ZM39 34H38V35H39ZM38 35H37V36H38ZM16 36H17V37H16ZM18 36H19V37H18ZM41 36H43V35L41 34ZM41 36L39 35L38 37L40 38ZM8 37H9V38H8ZM4 39H5V40H4ZM184 44H185V43H184ZM184 44L181 45L179 48L181 49L182 46H183V48L185 47L184 49L186 50V49H187V46H184ZM186 45H188V44L186 43ZM171 46H172V45H169V48H170ZM174 47H175V46H174ZM190 47H191V46H190ZM169 48H168L167 51H169ZM179 48H177L178 50L176 49L178 52H180ZM188 48H189V45H188ZM171 49H172V47H171ZM192 49H193V48H192ZM173 50H174V48H173ZM181 51H182V50H181ZM169 52H170V51H169ZM180 53H182V52H180ZM219 54H220V53H219ZM219 54L217 53V56H218ZM215 55H216V54L214 53V55H213L212 57H214ZM220 55H221V54H220ZM217 56H215L216 58L214 57V61H213V62H215V59H218V60H219V58L223 57V55H221V57L218 56V58H217ZM165 57H167V56H165ZM90 58H91V57H90ZM90 58H89V59H90ZM92 58H93V57H92ZM92 58H91V59H92ZM223 58H225V57H223ZM223 58H221V60H222ZM164 59H165V58H164ZM166 60H167V59H165L164 61L166 62ZM218 60H217V61H218ZM223 60H224V59H223ZM223 60H222V61H223ZM226 61L229 62V60H226ZM210 62H212V61H210ZM219 62H220V61H218V63H219ZM168 63H169V62H168V60H167V64H168ZM179 63H180V62H179ZM179 63H178V66H179L180 69L178 68V69H179L178 71H180L181 68L184 66L183 64L180 66ZM229 63H231V62H229ZM167 64L164 63L165 66H167ZM211 64H214V63H211ZM225 64H227V66H230V64L228 65V63H226V62H225ZM225 64H224V65H225ZM216 65H217V64H216ZM219 65H221V63H219L217 67H219ZM231 65H232V64H231ZM68 66H69V65H68ZM68 66H67L68 69L66 70V71H68V73L65 72V73L63 74L64 77H63V75H62V78H63L64 80H63L62 78H60V79L62 80L61 82H62V85H63V86H62V85H59V86H60V87L62 86V88H60V87L58 88V86H54V87H50V88L48 89V88H46L45 86H43V83H42L43 80H42L39 76H37V74H36V69H35V72H34V71H30V70L27 69V68H25L26 70H25L24 68H22V71H23V69H24L23 72H20V74L18 73L17 76H16V75H15V76L12 75L11 78H13V76H14V79H11L10 77H7V76H4V78H3V77H1V74H2V73L0 72V73H1V74H0V77H1V79H0V120H2V121H0V124H1V125H0V135H1V132H2V135H4V136H8L7 138H9V139H6V138H5L6 141H7V140H8V142H9V141H12V142H9V145H8V142H7V145H8L9 148H10V149H8V150H9V153H8V150H7V152L5 151V156H6V157H9V156H10V157L7 158V159L3 158V160H4V161H3V165H4L5 168H6V166H7V168L4 169L2 163H0V168H1V166H2V168H1L0 170L4 169L5 171H6V170L8 171V169L10 170V168H11V170H12L13 166H14L13 169H15L16 166H17V168L22 167L23 170L26 171V173L29 172V173L27 174V176L30 174V177H31V176L33 175V173H34L33 176H35L34 178H36V180H37V179H38V180L41 179L42 182L39 181L40 184H43V183L46 184V183H47L46 186H48V183H49V187H48V188H47L45 185H44V187H46V188H45V189L43 188V189H44V190H43L44 193H45V192H46V193L44 194L42 190H41L40 193L43 194V195H45V196L47 195L46 197H47V198H50V199H54V197L57 196V195H55V194H58V196L55 197V199H57V200L59 199L58 201H61V200H62V198H61L62 195H63L62 197H65V195H64V194H65V191H64V193H63V191L58 192V191H59V190H58L59 188H55V190H54L53 187H52V185H54V186L56 185L55 180H54V181L52 180V181L55 183V184H54L52 181L47 182V181L49 180V178H51V177L44 178V179H46V180H44V179H43L44 176H43V177L41 176V175H44V174L47 172V170H48V167L46 168V164L43 165V162L45 161L44 159H46V157H47L45 154L47 153V151H49L48 149H51L52 147L55 146L54 144H55L56 142L53 143V141L59 139V140H58V141H60L59 143H61V144L64 143L62 146H59L58 148L63 147V146L65 145L64 147H66V148L68 149V151H72V149H73V150L76 149V151H72L73 154H69V153H71V152H68L67 149H66V151H67V158H69V156H70V158L68 159L69 161L67 160V162H65L66 166L69 167L70 164H71V165H75V163H76L77 166H79V167H80V165H81L80 168L85 169V170H87V171H90V170L92 169L93 165H94V164L92 163V156H91V154H88V153H87L89 149L86 148V146H84V145H85V144H84V141H82L83 138H84L83 136H85V134L83 135V133H85V132H83L84 127H82V125H81L80 129H78V128H79V122L82 120L81 117H82V115H84V114L86 113V109H88L89 107H88V104L85 103L84 99H83L82 96L80 95V90H81V87H82V85H80L81 83H79V81H78V82H77V81L71 82V80H70V82H69L70 72H75V71H76V68H75V66H73V65H71V64H70V67H68ZM168 66H169V64H168ZM168 66H167V68L165 67L166 70L168 69ZM225 66H226V65H225ZM227 66H226V67H227ZM95 67H96V66H95ZM95 67H94V68H95ZM226 67L224 68V66L221 65L219 68L228 69V68H226ZM73 68H74V69H73ZM184 68H185V69H182L183 71H186V69H187V70L189 69V68H186V67H184ZM72 69H73V70H72ZM96 69L98 70V69H100V67H99V68L97 67ZM102 69H103V68H102ZM224 69H222V70H224ZM229 69H230V68H229ZM229 69H228V70H229ZM100 70H101V69H100ZM101 71H102V70H101ZM103 71H104V70H103ZM149 71H150V70H148V72H149ZM99 72H100V71H99ZM148 72H147V74L150 75V73H148ZM150 72H151V71H150ZM181 72H182V71H181ZM189 72H190V70L187 71V72H185V75L187 76V74H188ZM262 72H263V71H262ZM186 73H187V74H186ZM33 74H34V75H33ZM180 74L182 75L183 72L180 73ZM3 75H4V74H2V76H3ZM65 75H66V76H65ZM185 75L183 74V76H185ZM188 75H192L191 72H190ZM31 76H32V78H30ZM6 77H7V78H6ZM15 77H16L17 79H16ZM189 77H190V76H189ZM191 77H193V75H192ZM191 77H190V78H191ZM194 78H196V77H194ZM4 79H5L6 81H5ZM7 79H8V80H7ZM9 79H10V80H9ZM17 80L19 81V84L17 83V82H18ZM41 80H42V81H41ZM118 80H119V79H117V81H118ZM196 80H198V77H197ZM220 80H222V79H219V81H220ZM8 81H10L9 84H8ZM64 81H66L67 83H66V84H63V83H65ZM117 81H116L115 87H113L114 89H113V88H112L113 90L111 89V91H114V93H116V94H115L116 97L119 95V94H117L118 92L121 93L122 90H120V89H122V87H124V86H123L124 83L121 82L122 80H121V81L119 80L120 84H119V82L117 83ZM222 81H223V80H222ZM5 82H6V84H5ZM11 82H12V83H11ZM14 82H16V84H15ZM20 82H21V85H20ZM99 83H100V82L97 83L96 88L98 89V87H99L98 91L101 92V93H103V91H102L103 89L101 90V88H100V86H102V85H101V84L99 85ZM122 83H123V84H122ZM149 83H150V81H149ZM7 84H8V85H7ZM13 84L15 85V88H14V85H13ZM23 84L26 85V86H23ZM142 84H145V85L149 86L148 84H146V83H144V82H142ZM9 85H10V87H9ZM11 85H13V86H12L13 88L11 87ZM16 85H17V86H16ZM34 85H35V86H34ZM64 85H65V86H64ZM98 85H99V86H98ZM116 85H117V87H116ZM145 85L142 86V87H145ZM235 85H236V83H235ZM5 86H6V87H5ZM29 86H30V87H29ZM67 86H68V87H67ZM119 86H121V88L119 89L120 91L118 90ZM166 86H167V85H166ZM230 86H231V85H230ZM17 87H18V88H17ZM25 87H29L30 91H29L28 89H26ZM73 87H74V88H73ZM104 87H106V86H104ZM169 87H170L169 90H171V91H170L171 93H168V91L165 90V94H166L168 97L165 96V97H164L165 100L163 99L164 101H166V97H167V99L169 98V96H170L169 94L172 95V93H173L174 91H176V90H178V91L180 92V94L183 93V89H184V88H182L181 86H179V87H178V86L174 87V88H176V90H175L172 86H168L166 89H168ZM171 87H172V88H171ZM177 87H178L179 89H177ZM180 87H181V88H180ZM235 87H238V86H235ZM10 88H12V89H10ZM16 88H17L19 91H18ZM20 88H21V89H20ZM41 88H42V89H41ZM44 88H45V89H44ZM52 88H54V89H52ZM125 88H126V87H125ZM14 89H15L16 91H15ZM22 89H25V90H22ZM56 89H58V90H56ZM61 89H63V90H61ZM65 89H66V90H65ZM76 89H77V90H76ZM79 89H80V90H79ZM106 89H107V88H105V90H106ZM128 89H129V88H128ZM141 89H142V88H141ZM143 89H146V90H143ZM143 89L141 90V92H138V93H137V95L142 93V96L139 95V97H140L139 100L141 99V97L145 98V97L148 96L147 99H148V98H151V97H150V96H151V93H150L151 90H150L148 87L143 88ZM172 89H173V92H172ZM180 89H181L182 92L180 91ZM187 89H189V88H186V89L184 90V91H185L184 93H185L186 96H188V94H187L188 92H189V95H190V91H188ZM190 89L192 90V93H194L193 95L196 94V95H195L196 97H197V95L199 96V94H197V92L199 93V90H197V89L194 88V89L196 90V92H195V91H193V88H190ZM10 90H11V91H10ZM12 90H13V92H14L13 95H14L15 97L12 95ZM27 90L31 93V95H29L30 93H29ZM36 90H37V91H36ZM51 90H52V91H51ZM69 90H70V91H69ZM71 90H72V91L74 90L73 92H75V93H73V92L71 93ZM105 90H104V92H105ZM116 90H117V91H116ZM125 90H126V89H125ZM125 90H124L123 92H124V93H127V92H126L127 90H126V91H125ZM149 90H150V92H149ZM186 90H187L188 92H187ZM17 91H18V92H17ZM26 91H27V92H26ZM53 91H54V92H53ZM62 91H63V92H62ZM64 91H65V92H64ZM67 91H69V92H68L69 94L66 93ZM76 91H77V92H76ZM78 91H79V92H78ZM129 91H130V89L128 90V95H127V96H126L125 94L122 95V96H123V97L126 96V97L128 98V97L132 94V93H129ZM142 91H143V92H142ZM147 91H148L149 93H148V95H147V94L145 95L144 93H145V92L147 93ZM16 92H17V93H16ZM21 92H23V93H21ZM24 92H25V93H24ZM130 92H132V90H131ZM27 93H28V94H27ZM167 93H168V94H167ZM22 94H23V95H22ZM76 94H77V95H76ZM134 94H135V96H136V93H135V92H134ZM134 94H133V96H134ZM152 94H153V92H152ZM16 95H20V96L17 97ZM21 95H22V96H21ZM26 95H28V96H26ZM66 95H67V96H68V95H69V96H74V98H75L76 100H75L74 98H72V97L68 98L69 96L67 97ZM78 95H79L80 97H79ZM154 95H155V94H153L152 97H154ZM183 95H184V94H183ZM191 95H192V94H191ZM225 95H226V93H225ZM12 96H13V97H12ZM25 96H26V98H25ZM33 96H34V97H33ZM195 96H193V97H195ZM19 97H20L21 99H19ZM23 97H24V98H23ZM32 97H33V98H32ZM76 97H77V98L79 97L80 99H77ZM116 97H115V98H116ZM118 97L120 98V95H119ZM126 97H125V98H126ZM131 97H132V96H130V98H129V99H131V100L134 99V98H136V97H137V99H138V96H136V97H134V98H131ZM29 98H30V99H29ZM31 98H32V99H31ZM127 98H126V99H127ZM143 98H142V100H140V101H143V100H144ZM8 99H9V100H8ZM14 99H15V100H14ZM22 99H23L24 102H26V103H24ZM25 99H26V100H30V101H26ZM73 99L75 100V101H73V102H76V103H78V104L80 103L79 105L77 104V108L79 107V108L81 109V111H78L77 109H75V108H76V107H75V106H76L75 103H74V105H73V102H70V101L73 100ZM82 99H83V100H82ZM137 99H136V100H137ZM145 99H146V98H145ZM13 100H14V102H13ZM55 100H56V101H55ZM58 100H60L59 103H57ZM77 100H78V101H77ZM117 100H119L118 98H116L115 101H116V102H119V101H117ZM134 100H135V99H134ZM139 100H138V101H139ZM15 101H16V102L18 101L17 103H19V105H18ZM53 101H55V102H53ZM145 101H147V100H144L143 103H145ZM20 102H21V103H20ZM27 102H29V104H27ZM32 102L35 103L36 105L33 104ZM82 102H84V103H82ZM147 102H148V101H147ZM147 102H146V103H147ZM12 103H13V106H17V105L20 106V104H21L22 106H25V107H26V106L28 105L27 108L31 105V106L29 107V109H30L32 106H33L34 109H38L37 107L40 106V107H39V110L37 111V113H35V114L38 115V116H36L35 114H32V113H31L32 116H33L32 118H34V121H36L37 117H38V118H39V117L41 118V119H38L37 122H35L37 126H35L34 121L32 122L33 119L31 118V114L26 115V117H25V115H24V117H23V116H22V117H21V116H16V115H15V118L13 117L14 115H12L11 117H9L10 114H12V113H11V112L9 113L8 110H9V107H11V104H12ZM14 103H16V104H14ZM22 103H23L24 105H23ZM30 103H31V104H30ZM47 103H49V104H51V105L48 104V105L46 106L45 104H47ZM60 103H61V104H60ZM71 103H72V104H71ZM26 104H27V105H26ZM32 104H33V105H32ZM53 104H54L55 106H53ZM56 104H58L59 106H62L61 109H60L59 106L56 107V106H57ZM99 104H100V106H99L100 109H102V110L105 109V108H102V107H101V104H102V106L104 105V107H105V103H104L103 100H101V101L99 102ZM116 104H117V103H116ZM165 104H166V103H165ZM8 105H9V106H8ZM38 105H39V106H38ZM72 105L74 106V108H72ZM85 105H86V106H85ZM232 105H233V104H232ZM7 106H8V107H7ZM13 106H12V107H13ZM34 106H36V107H34ZM44 106H46L47 108L44 107ZM49 106H50V107H49ZM84 106H85V108H84ZM55 107H56V108H55ZM2 108H3V110H2ZM44 108H46L47 110L44 109ZM53 108H54V110H53ZM68 108H69V109H68ZM40 109H43V110H40ZM49 109H50V110H49ZM62 109H64V110H62ZM74 109H75V110H74ZM80 109H79V110H80ZM89 109H90V108H89ZM6 110H7V111H6ZM44 110H45V111H44ZM51 110H53V111H51ZM71 110H73V111H71ZM1 111H2V112H1ZM41 111H42L43 113H44V112H46V113L43 114ZM48 112H49V114H48ZM72 112H73V113H76V112H77V113L74 115ZM82 112H83V113H82ZM60 113H61V114H60ZM78 113H82V114H80L81 117L79 116ZM39 114H41V115L43 114V115H42V116H41V115L39 116ZM77 114H78V115H77ZM3 115H4V116H3ZM29 115H30V116H29ZM44 115H45V116H44ZM72 115L75 117L74 120H73L74 117H72ZM6 116H7V117H6ZM27 116H28V120H29L30 122L27 120ZM35 116H36V118H35ZM46 116H47V117H46ZM53 116H54V117H53ZM4 117H5V118H4ZM12 117H13V118H12ZM16 117L19 119L20 122L18 121V119H16ZM44 117H46L47 119L44 118ZM71 117H72V118H71ZM77 117H79V118H77ZM10 118H11V119H10ZM22 118H23V119L26 118V119H24L25 121H23ZM48 118H49V119H48ZM76 118H77L78 121H79V119H81V120H80L79 122H77ZM12 119H13L14 121H12ZM20 119L24 122L25 125H23V126L21 125L22 122H21ZM42 119H43V120H42ZM15 120L18 121V122H16ZM40 120H41V121H40ZM44 120H45V121H44ZM47 120H48V122H47ZM49 120H50V121H49ZM62 120H63V122H62ZM65 120H66V123H65ZM67 120H68L69 125L66 126V124H68V123H67ZM69 120H70V122H72V121H73V122L70 123ZM71 120H72V121H71ZM6 121H7V122H6ZM10 121H12V122H11L12 124L10 123ZM27 121H28L29 123H28ZM38 121L43 122V123H40V122H38ZM53 121H55V122L53 123ZM15 122H16L17 124L20 123V125H17ZM25 122H26V123H25ZM44 122H46V123H45L46 125H47V123H48V125L46 126V125L44 124ZM49 122H50V124H51V123H52V124L50 125ZM57 122H58L59 124H58ZM27 123H28V124H27ZM39 123H40V125H39ZM56 123L58 124V126H57ZM62 123H63V124H62ZM74 123H76L77 126H75ZM14 124H15V126H13ZM26 124H27V126H29V125H30V126L27 127ZM42 124H43V125H42ZM61 124H62V125H65V127H64V126H60ZM80 124H81V122H80ZM41 125H42L43 127H42ZM71 125H73L74 127L71 126ZM243 125H244V124H242L241 126H243ZM16 126H17V127L20 126V127L17 128ZM24 126H25V127H24ZM34 126H35L36 128H35ZM39 126H40V127H39ZM44 126H45V127H44ZM50 126H52L51 129H54V128H55L54 130H51L52 132H49V131H50ZM114 126H115V127H113V128L115 129V131L117 132V134L120 133L119 131H121V133H124V136L121 135V133H120V135H121L122 137H125V132H123V130H125V129L120 128V126H118V125H117V126H118L119 128H116V127H117L116 125H114ZM12 127H13V128H12ZM22 127H23V129L25 128V130L27 129L26 132H25V130H24V132H23V135L25 134L26 137L23 136L22 134H20V133H22L21 131L23 130ZM26 127H27V128H26ZM38 127H39V128H38ZM41 127H42L44 130H41V129H40ZM46 127H47V130H48V131L45 129ZM58 127H59L61 130H60V129L58 130V129H57ZM62 127H63V129H62ZM67 127H68V128H67ZM70 127H71V128H70ZM72 127H73V128H72ZM75 127H76V128H75ZM15 128H16V130H15ZM34 128H35V129H34ZM37 128H38V129H37ZM69 128H70V129H69ZM248 128H249V130L252 129L251 127H248ZM250 128H251V129H250ZM1 129H2V131H1ZM17 129H20V130L22 129V130H21V131L18 130V132H20V133H17ZM33 129H34V130H33ZM36 129H37V130H36ZM71 129H72V130H71ZM81 129H83V130H81ZM116 129H118L119 131H117ZM5 130H6V131H5ZM67 130H68V131H67ZM70 130H71L72 132H71ZM80 130H81V132H82V135L80 134L81 132H79ZM66 131H67V132H66ZM73 131H74V132H73ZM246 131H248V130L246 129ZM41 132H42V133H41ZM47 132L49 133V135H51V138H50V136H48V133H47ZM53 132H54V133H53ZM77 132H79V133H77ZM251 132H252V131H251ZM46 133H47V134H46ZM51 133H53V135H52ZM66 133H67V134H66ZM74 133L78 136V140H77V136H75ZM5 134H6V135H5ZM17 134H18V135H17ZM56 134H58V135H56ZM65 134H66V135H65ZM78 134H79V135H78ZM20 135H22V136H20ZM44 135H45V136H44ZM67 135H69V136H67ZM73 135H74V136H73ZM118 135H119V134H118ZM47 136H48V137H47ZM54 136H58V138H57V137L55 138ZM63 136H65V137H69V138H66V140L68 139V141H70V142H69L70 144H68L69 147L67 146V142H68V141L66 142V140L63 139ZM70 136H71V137H70ZM1 137H2V136H0V138H1ZM18 137H19V138H18ZM24 137H25L26 139H25ZM45 137H46V139H47V138H48V139L46 140ZM53 137H54V139H52ZM65 137H64V138H65ZM72 137H73V138H72ZM117 137H120V136H117ZM127 137H128V134H126L125 139H126ZM2 138H3V137H2ZM21 138H24L25 141L27 140V141H26L27 143L24 142V140H22ZM70 138H71V140H69ZM74 138H75L76 140H75ZM81 138H82V139H81ZM208 138H210V137H208ZM80 139H81V140H80ZM122 139H123V138H122ZM127 139H129V138H127ZM5 140H3V139L1 140V139H0V145H1V144L6 145V141H5ZM45 140H46V141H45ZM49 140L53 143V145H52V143H49ZM62 140H65L66 143H65L64 141H62ZM1 141H2V142H1ZM3 141H4V143H3ZM47 141H48V142H47ZM58 141H57V144H56L57 146H58V144H59ZM73 141H74V142H73ZM81 141H82V142H81ZM22 142H24L25 144L22 143ZM46 142H47V143H46ZM71 142H73V144H72ZM75 142H79V144H78V143L75 144ZM80 142H81V143H80ZM48 143H49L48 146H51V145H52V146L49 147L48 149H46V148L48 147V146H47ZM259 143H260V142H259ZM12 144H13V145H12ZM27 144H29V145H27ZM50 144H51V145H50ZM61 144H59V145H61ZM77 144H78V145H77ZM225 144H226V143H223V145H225ZM260 144H261V143H260ZM263 144H264V142H263ZM263 144H262L261 146L264 148ZM4 145H1V146L4 148ZM22 145H23V146H22ZM36 145H37V146H36ZM73 145H74V146L77 145V146H76L75 148H72ZM10 146H11V147H10ZM32 146H33V147H32ZM70 146H72V147H70ZM14 147H15V148H14ZM25 147H27V148H25ZM35 147H39V148H35ZM131 147H132V149H133V146H132V145H131ZM5 148L7 149L8 147L5 146ZM5 148H4V149H5ZM12 148H13V149H12ZM29 148L32 149V150H30ZM33 148H35V151L33 150ZM41 148H42V149H41ZM54 148H57V147H54ZM69 148H71V150H70ZM185 148H186V146H185ZM185 148H184V149H185ZM263 148H262V149H263ZM6 149H5V150H6ZM14 149H16V150H14ZM36 149H37V151L40 149V150L38 151V152H39L38 154H37V152H36ZM179 149H180V151L182 152V150H181V146H179V144H178V150H179ZM182 149H183V146H182ZM186 149H187V151H184V150H183V151H184V152H183V153H184L183 155L185 156V157H184L185 160H186V157H187L186 154L188 153V148H186ZM24 150H25V152H24ZM29 150H30V151H29ZM42 150L44 151V153H43ZM45 150H47V151H45ZM77 150H79L80 152L78 151L77 155H75L76 152H77ZM224 150H226L225 147H224ZM10 151L12 152V154H13L14 157L11 156L12 154H11ZM31 151L35 154V157H34V158L32 157V156H34V154L31 153ZM40 151H41V152H40ZM50 151H51V150H50ZM50 151H49V152H50ZM13 152H15V153H13ZM45 152H46V153H45ZM74 152H75V153H74ZM89 152H90V151H89ZM186 152H187V153H186ZM191 152H192V151H191ZM204 152H205V151H204ZM7 153H8V154H7ZM41 153H43V154L41 155ZM79 153H80V154H79ZM192 153H194V154L196 155V156H195V155L193 154L194 156H192V154H191V156L193 157L192 159H193L195 162H197V164H199V166H200V162L198 163L199 160H200L202 163L205 164V162H203V161H204L203 159H205V157H204L203 155L200 157L199 155H201V154L198 155V154H196V152H192ZM259 153H260V152H259ZM9 154H10V155H9ZM14 154L16 155V157H17L18 159L15 157ZM36 154H37V155H36ZM78 154H79V155H78ZM202 154H203V153H202ZM263 154H264V151H263ZM43 155H44V157H45V156H46V157L44 158ZM68 155H69V156H68ZM81 155H82V156H81ZM86 155H87V156H86ZM197 155H198L199 157H198ZM84 156H85V157H84ZM89 156H90V157H89ZM11 157H12V158H11ZM25 157H26V158H25ZM36 157H37V162L39 161L38 164H39L40 162H42L41 164L45 167V169H42L43 167H42L41 165H40L39 167H41V170H43V172H44V171H46V172H44V173L41 174V172H40V171H41L40 168H39V167H38L39 169L35 168V166L37 167V165H38V164H36L37 162L35 161ZM38 157H39V158H38ZM41 157H42L43 159H42ZM74 157H75V158L77 157V158L75 159ZM78 157H79V160H78V161H79L80 163H79L78 161H75V160L78 159ZM88 157H89V158H88ZM131 157H132V158H131ZM227 157H228V158H232V156H226V154H225V155L223 156L222 159L225 158L224 160H227V159H226ZM32 158H33V159H32ZM73 158H74V159H73ZM135 158H136V157H133V155L130 156V159H131V162H132L133 165H132V167H131V165H130L129 167L134 168V169H136L135 167H137L138 170H142L143 168L146 170V169H149V167H150L151 169L154 168V166H153L152 164H151L152 166H151V165L148 166V162L146 161V159H145V162H144L142 159L139 160V158H136V159H135ZM182 158H183V157H182ZM184 158H183V159H184ZM194 158H195V159H198V161H196ZM9 159H10V160H9ZM16 159L19 160V161H17ZM38 159H40V160H42V161H40V160H38ZM87 159H88V160H87ZM128 159H129V158H128ZM130 159H129V160H130ZM132 159H133V161H135V163H133ZM183 159H182V162H183V163L181 162V164H180L181 159H179V165H182V164H183V167H182V166H179V168H180V167L182 168V169L180 168V171L182 172V170H183L184 174H183V172H182V175H181V173L178 172V175L180 174L181 176H178V180H177V182H176V184H175V186H176L175 189L177 190V187H178V189H179V187L182 188V189L184 188L185 190H184V189H183V190L180 189V191H182V192H185V191H186L185 193H187V194H188V192H190V191H191V192H190L191 194H192V193L194 194L195 191H196V189L198 190V192H196V193H199V192H201L200 190H202L203 194H202V192L199 193V194H196V195H198V197H199V199L197 198L198 200H200V199L202 200V199L204 198L205 194L209 192V195L207 194V196H206L207 199L204 198L206 201L199 202V201H197L196 199L194 200V198L197 197V196H194L195 194H194L193 196H192L191 194H189L190 197L186 199L185 196H186L187 194L182 193V192H179V191H178L179 193H178V192H177V193H178L179 196L181 195L180 198H181V199H184V198H185V199L182 200V202H181V200H178V201H177L178 195L176 194V195L172 196V195H171V192H172V191H171V192H168L167 195H166V189H169V191H170V187H168L167 185H166L167 187L165 186L166 189H165L164 186H163V188H160V190H159V185L156 184V182H153V181H151L152 183H151L150 181L148 182V180L145 179V178H144V180H143L144 182H143V181H141L143 178H142V179L139 178V181L141 182V184L143 183L144 186H143V185H140V187H138L139 189H135V190H134V188H131L132 191L134 190V193H133L132 191H131V192L134 194V196L137 195V196L139 197L140 200H137V201H136V200H133V198L135 199L136 196L134 197L133 194L131 193L132 196L127 197V199H128V200L131 199L132 201H131V202L129 201V202H130V203H129V202L127 201V199H126L127 203L124 204V203H125L124 200H123V201H122V200H121V201H118V195H119V194H117V193H119L120 191L118 192V189H117V191H116L115 186L112 185L111 183L108 182V183H106L105 185H102V184H104V183L101 184L100 180H99V182H97V181H98L97 178H96L97 180L95 181V179H93L92 177H91V178H90V177L87 178V176L82 177V178L80 179L81 182L86 183V185H89V184L92 185V183H93V186L98 187V189H99V185H100V184H101V185H100V189H102L103 187H105V188H106V187H110V188L112 187V189L109 188V191L111 190L110 192H112V193H114V194L116 193L115 195L113 194V197L115 196V198L112 197L114 200H113L112 198H107V199H109V200H107V199H105V197L103 196V200H102L103 203L101 202L100 210H101V212L103 213V215H104L105 217H107L109 220H112V221L116 220V224H115V225H116L119 229H118L115 225H114V229H111V231H110L107 227H104V228L101 227L102 229H101V228L99 229V230H100L99 233H100L101 230H102V232L100 233V235L102 234V235L107 236V238L110 240V241H109L110 244L114 245V246H115L120 252H122V253H124V254H127V255H128V254L130 255V256L128 255V257H126V256H121V258H119V259L117 260L118 263H116V264H122V263H123V264H154V263L156 264V263H158V262H159V264H161V263L165 264L166 260H167L168 264H175L176 260L179 259V258L182 260V262H181V260L179 259V260H180V261H179V262H180L179 264H184V263L186 264V263H188V262L192 259L193 255L195 254L193 251H196V252H197L196 254H200V252H201V254H200L199 256H205V255H203L204 253H202V252H203L204 250H206L207 248H208V249L206 250V252H207V251L209 250V248H210L209 253H211L210 251H212V252H213V251H216V252L219 251V254H220V253L224 252L226 249H227V250H226V253H227V251H228V253H229V251H231L233 247L235 248L236 246H240V247H236V249H237V250L240 249V250H238V251L241 252L243 249H245V248L247 247V244H245V245H243V244H244V242H246V236H247V235H250L251 231H252V232L254 231V233H256L257 230L262 229V230L260 231V233L263 232V235H264V223H263L264 220L262 221V220H261L262 218L260 219L261 222H259V218L256 219V220H258L257 222H256L255 219L253 218V219H254L253 221H255L256 223L253 222V224H251V223L249 222V223L251 224V226H250V224H247V223H248V220H249L247 217H249V218L252 220V217H253V216H254V217H255V215H257V217L260 216V215L258 216V213H257L258 211H257L256 209H254L255 212L257 211L256 214H255L254 212H253V213L250 212L251 214H254L253 216L251 215L252 217L250 216V213H248L249 215H247V214H245V215H241V213H240V214H238V213H234L235 211L232 209V210L234 211V212H233L234 214L231 213V216L233 215L232 217H233V218H236L237 215H238V217H237V218H238L237 221L239 220V218H240V220H241V221L237 222V224H235V221H232V222H234L233 224H235V225H238V223H239L238 228H241V229H240L241 231H239L237 227H236V228L233 227L234 229H233V228L231 229L230 226H231V225L233 226V224L231 223V221L229 222L230 225H227L228 222H227V223L225 222V221H229V218H231V217H230V212H229L231 208H229V210H228V208H227L228 206H225V207L227 208V209H226V208L224 207V204L222 205V206L225 208V211H224V212H226V210H227V213L224 214V215L226 216V218H228L227 215H229L228 220H225V216H224L222 213H220V211L222 212L224 208L222 209V207H221L222 210H221V209H218V208H220L219 206H221L220 204H222V203H220V201H221L224 197H227V198H228V196L225 195V194H226L228 191H230V189H228V190L226 191L227 187H228V186H232L234 183H238V182H237L238 180L234 181L232 185H229V184H231V183H229V181H228L229 184H228V186L226 185L227 187L225 188V191H224L225 194H224L223 191H222L224 188H222V189H221V188L217 189L218 191H220V189H221V191H222V193L220 192V193H221L220 196L223 195V194L225 195L223 198L221 197L222 199L219 197V194L213 193V192H216L217 190H215V188H211L212 186H214V185H212L214 182H213V177L211 178V176H213V175L217 172V170H219V169L221 168V167H219V169H217V164L220 165L222 160H221V161H217V162H219V163H216V162H213V161L215 160V159H213V161L211 160L212 162H210V163L208 164L209 166H213V168H212L213 170H214V169H217V170L211 171L210 167L208 166V167H209V169H208L207 165L205 164L207 168L205 167V171L202 173L201 171L204 169L203 166H205V165H203V164L201 163V165H203L202 168H201V166H200V170H201V171H200V170H196L197 173L195 172L196 175H197L198 177L203 176V178L206 179V180H209V179H210V181L212 182V184L210 183V186H211V187H210V186L207 187V184H206V190H208V188H210L211 190L213 189V190H214V191L212 190V191H213L212 193L214 194V196H213V194L210 193V192H211L210 190H209L208 192L206 191V193H204L205 191H203V190H205V189L202 188V186H201V185H203V184L201 183V181H203V180H201V178L197 179L198 177L194 175L195 173H193L194 170H195V169H198L199 166H198L197 168H194V166L196 167V164H195V165H194V164H190V166L187 167L189 162H188V161H184ZM201 159H202L203 161H202ZM5 160H6V161H5ZM8 160H9V161H8ZM15 160H16V162H17L18 164L15 163ZM90 160H91V163H92L91 166H90V164H91V163H90ZM138 160H139V161H138ZM153 160H154V159H153ZM187 160H188V158H187ZM34 161H35V162H34ZM74 161H75V162H74ZM141 161L143 162V165H144L142 169L140 168V167H142V163H141ZM10 162H11V163H10ZM19 162H20V163H19ZM45 162H46V161H45ZM45 162H44V163H45ZM71 162H72L73 164H72ZM138 162H140V163H138ZM185 162H186L187 166L184 164ZM187 162H188V163H187ZM9 163L12 165V167H11V165H10ZM12 163H14L15 165L12 164ZM22 163H23V164H22ZM31 163H32L33 165H35V166H32ZM46 163H47V162H46ZM67 163H70V164H67ZM89 163H90V164H89ZM145 163L147 164V166L145 165ZM211 163H213V164L216 165V166L211 165ZM8 164H9V165H8ZM16 164H17V165H16ZM78 164H79V165H78ZM149 164H150V163H149ZM71 165H70V166H71ZM138 165H139V166H138ZM191 165H193V166H191ZM221 165H222V167L224 168V166L227 165V164H225V162H222ZM75 166H76V165H75ZM94 166H95V165H94ZM133 166H134V167H133ZM145 166H146V167H145ZM184 166H186L187 168H190V167H191V169L194 168V170L189 169V170L193 173L194 177H196V178H194V180L191 179V177L193 178L192 175H191V176H188V175H190V174H192V173H191L188 169H186ZM228 166H229V165H227L226 167H228ZM231 166H234V165H231ZM248 166H249V165H248ZM8 167H10V168H8ZM29 167H30V168H29ZM33 167H34V168H33ZM83 167H84V168H83ZM138 167H139V168H138ZM152 167H153V168H152ZM214 167H216V168H214ZM226 167H225V170H226ZM263 167H264V166H263ZM22 168H21V169H22ZM26 168H27V169H26ZM96 168H99V166L95 167V170H97ZM184 168H185V169H184ZM235 168H236V167H235ZM237 168H238V167H237ZM244 168L247 169V166L244 167ZM244 168H243V169H244ZM249 168H250V167H248L247 172H248ZM258 168H259V166H258ZM258 168H257V169H258ZM28 169L31 171L32 174L30 173V171H28ZM34 169H35V171H34ZM88 169H90V170H88ZM93 169H94V167H93ZM144 169H143V170H144ZM206 169H207V173H208V171H211V172H215V171H216V172L207 175V173H206ZM221 169H222V168H221ZM221 169H220V170H221ZM227 169H228V168H227ZM259 169H260V168H259ZM39 170H40V171H39ZM98 170H99V169H98ZM98 170H97V171H98ZM143 170H142V171H143ZM186 170H188V171H186ZM222 170H223V169H222ZM225 170H224V171H225ZM230 170H231V168H229V169L227 170L228 172L226 171L228 177H229L228 173L230 172ZM240 170H241V171H244V173H245V171H246V170H242L241 168H240ZM263 170H264V168H263ZM263 170H262V167H261V171H263ZM185 171H186V172H185ZM198 171H200L199 174H198ZM224 171H223V172H224ZM235 171H236V169H234V173H238V174L240 173V172H239V169H238V171H236V172H235ZM39 172H40L41 175L39 174ZM188 172H190V174H185V173H188ZM211 172H210V173H211ZM219 172H220V171H219ZM0 173H2V174H4V175L6 174V173H4V171H0ZM205 173H206V175L204 176L203 174H205ZM248 173H249V172H248ZM259 173H261V172H259ZM259 173H258V175H260ZM262 173H264V172H262ZM200 174H201V175H200ZM219 174L221 175V172L218 173V176H219ZM222 174H223V173H222ZM225 174H226V173H225ZM225 174H224V175H221V177L219 176L220 178H218V179H221L222 176H223V180H227L226 178L224 179ZM240 174H241V173H240ZM4 175H1V176H4ZM185 175H187V176L184 177ZM199 175H200V176H199ZM209 175H211V176H209ZM215 175H216V174H215ZM242 175H244V174H242ZM246 175H247V173H246ZM250 175H251V174H250ZM250 175H249V176H250ZM256 175H257V174H256ZM27 176H25V177L27 178ZM231 176H232V175H231ZM237 176H238V175H237ZM237 176H234V177H237ZM244 176H245V175H244ZM249 176H248V177H249ZM262 176H263V175H261L260 178H261V179H264V178H262ZM176 177H177V176H176ZM180 177H181V179L179 180ZM183 177H184V178H183ZM205 177H206V178H205ZM215 177H217V175H216ZM225 177H226V176H225ZM228 177H227V178H228ZM234 177L232 176V178H234ZM246 177H247V176H246ZM257 177H258V176H257ZM257 177H256V178H257ZM0 178H1V177H0ZM34 178H32V177L29 178V177H28V180L33 181ZM186 178H187V180H186ZM208 178H209V179H208ZM232 178H231V179H232ZM237 178H238V177H237ZM256 178H255V179H256ZM31 179H33V180H31ZM47 179H48V180H47ZM51 179H54V178H51ZM51 179H50V180H51ZM189 179H191L193 182H189V181H188ZM218 179L215 178L216 181H215V180H214V181H215V182H219L220 180H218ZM235 179H236V178H235ZM258 179H259V177H258ZM261 179H259V180H261ZM36 180H34L33 182H35ZM38 180L36 181V183L39 184ZM82 180H83V181H82ZM86 180H87V181H86ZM181 180H182V181H181ZM183 180H184V181H183ZM195 180H196L197 182H196ZM228 180H230V177H229ZM259 180H258V181H259ZM43 181H44V182H43ZM94 181H95V182H94ZM146 181L149 183V187H148V184H147ZM186 181H188V182H186ZM199 181H200V182H199ZM210 181H209V182H210ZM230 181H233V180H230ZM249 181H250V179H249ZM140 182H139V183H140ZM182 182H183V183H182ZM185 182H186V184H188V183L191 184V183H192L191 186H190L191 188H192V186H193V188H194L195 186L197 187L200 183H201V184H200L197 188H194L195 191L193 192L192 190H194V189H191V188L189 187L190 184L186 185V187L188 186V188H189V189H187L188 191L186 190V187H185V185H184ZM198 182H199V184H198ZM204 182H205V181H204ZM204 182H203V183H204ZM221 182H222V179H221L220 183H221ZM224 182H225V181H223L222 183L225 185ZM255 182H256V181H255ZM133 183H134V182H132V185H133ZM153 183H155V187H154ZM178 183H179V184H178ZM180 183L182 184V186L184 185V187H181V186H180ZM196 183H197V184H196ZM206 183H208V181H207ZM146 184H147V186H146ZM177 184H178V185H177ZM194 184H195V185H194ZM208 184H209V183H208ZM214 184H215V183H214ZM218 184H219V183L215 184V185H216V186H215L216 188L219 187ZM223 184H222V185H223ZM226 184H227V183H226ZM257 184H258V183H257ZM150 185H151V186H150ZM152 185H153V187H152ZM157 185H158V186H157ZM219 185H220V184H219ZM222 185H220V187H221ZM236 185H237V184H236ZM255 185H256V183H255ZM101 186H103V187L101 188ZM133 186H134V185H133ZM141 186H143L144 189H143ZM200 186H201V189H198ZM204 186H205V185H204ZM42 187H43V186H42ZM50 187H52V188L49 189ZM113 187H114L115 189H113ZM151 187H152L153 189L157 187L158 190H155V189H154L155 192H156V194H154L155 192H154V190H152V189H151V190H152L153 192H150V191H151V190H150ZM222 187H223V186H222ZM39 188H40V187H39ZM145 188H146V189H145ZM228 188H229V187H228ZM41 189H42V188H41ZM52 189H53V190H52ZM106 189H107V188H106ZM161 189H165V191H163V190H161ZM46 190H47V191H46ZM57 190H58V191H57ZM136 190H138V191L136 192ZM139 190H140V192H139ZM189 190H190V191H189ZM53 191H54V192H53ZM70 191H71V190H67L68 193L66 192V194H67L66 196H67L68 198H69L70 193H71V195H72V192H73V191H71V192H70ZM143 191H144V192H143ZM232 191H233V189H232ZM49 192H50V193H49ZM57 192H58V193H57ZM135 192H136V193H135ZM145 192H146V193H145ZM147 192H148V193H147ZM51 193H53V194H51ZM59 193H60L61 195H60ZM62 193H63V194H62ZM112 193H111V194H112ZM137 193H142V194H139V195H141V196H139ZM143 193H144L145 195H148V194H149V195H148L149 198H148L147 196H145ZM152 193H153L154 195H153ZM158 193H161L162 195H161V194H158ZM181 193H182V194H181ZM230 193L233 194V192H230ZM230 193H229V194H230ZM235 193H236V191H234V195H237V194H235ZM237 193H238V192H237ZM157 194L159 195V198H160V196H161V199H162V201L159 202V203L164 202L165 200H163V199L166 198L167 200H166L165 202H167V201L170 202V201H174V200H175V201L178 202V203H179V201H180L181 203L186 204V202H187L188 199H192V200H194L193 202H196V201H197V204H198V203L201 204V203H203V202L206 204V203L209 202V200H211V198H210V197H211V194H212V196H213L212 198H215L216 201L219 200V199H221V200H219V202H218V203H219V206L216 205L217 208H214V206H213V208H214V209H213V208H212V205H211V207H207L208 209L210 208L209 210H207V208H206V211H205L206 213H204V211H202L204 214H203V213H200V215H204L205 217H206V215H207L205 221H204V219H202L203 221L201 220V218H204V217H202V216H200L199 219L197 218V217H199V213H197L196 210H195V213H194V212H187V214L184 213L186 217L182 215L183 212H181V211L179 212V214H181V213H182V214L179 215V214H176V213H175L176 216H175V214H173V212H172L173 217L175 216V217H174L175 219H173L172 214H170L171 212L169 213L167 210L165 211L164 209H161L160 206L157 207V206H158V202H157V200L159 199ZM200 194H202L201 196L204 195L203 198H200V196H199ZM231 194H230L229 196H231ZM51 195H52L53 197H52ZM54 195H55V196H54ZM71 195H70V196H71ZM150 195H151V196H150ZM168 195H169V197H167ZM182 195H184V196H182ZM189 195H187L186 197H188ZM59 196H60V197H59ZM142 196H143V197H142ZM154 196H155V199L157 198V199L155 200V201H156V205H155V201H154V198H153ZM171 196L174 197L175 199H173ZM191 196H192V198H191ZM208 196H210V197H208ZM232 196H233V195H232ZM132 197H133V198H132ZM140 197H141V198H140ZM146 197H147V201H146ZM151 197H152V198H151ZM262 197H263V196H262ZM30 198H31V197H30ZM60 198H61V199H60ZM65 198H66V197H65ZM143 198H144L145 201L143 200L142 203L146 202V203H144V206L148 204L149 207H148V206L143 207V204H142V203H139V204L136 203V202H138V201H142ZM218 198H219V199H218ZM66 199H67V198H66ZM110 199H111V200H110ZM136 199H138V198L136 197ZM148 199H151V200H153L154 202H152L151 200H148ZM161 199H160V200H161ZM171 199H173V200H171ZM208 199H209V200H208ZM229 199H230V197H229ZM234 199H235V198H234ZM236 199H237V198H236ZM236 199H235V200H236ZM257 199H260V200H261V198H257ZM160 200H159V201H160ZM169 200H170V201H169ZM192 200H191V202H192ZM201 200H200V201H201ZM223 200L225 201V200H227V199H223ZM223 200H222L221 202H224ZM238 200H239V199H238ZM263 200H264V199H263ZM263 200H262V201H263ZM30 201H31V199H30ZM107 201H108L109 203H107ZM111 201H112V203H111ZM114 201H115L117 204H116V203L113 204ZM134 201H135V202H134ZM148 201H149V202H148ZM211 201H212V200H211ZM211 201H210V202H211ZM229 201H233V200H229ZM229 201L227 200V202H229ZM262 201H258V202H261V203H262V204H260V205L258 204L259 206L263 205L264 202H262ZM104 202H105V204H104ZM122 202H124L123 204L126 205V208H125V206L122 204ZM133 202L137 204V206H138V208H140V210H142V212H140V213H142V214H140V213L138 212L139 209L137 208V206H133V205H134ZM150 202H152L151 205H149ZM165 202H164V203H165ZM184 202H185V203H184ZM188 202L190 203V200H189ZM193 202H192V203H193ZM210 202H209L207 205L210 206ZM225 202H226V201H225ZM227 202H226L225 205H227ZM86 203H87V202H86ZM86 203L84 202V203H82L83 205L81 204L82 206H80V207H82V209H83L85 212H84L80 207H79L78 210L75 209V212L73 211V217H74V220L78 219V220H76V221H78V222H77V223H78V226L75 224L74 228L77 226L78 229H81L82 227H84V226H82L81 223L85 224L86 222H89V221H90L89 218L91 219V217H88V218H87V216H89V213L86 211ZM131 203H133V205H131ZM231 203H232V202H231ZM231 203L229 202V204H231ZM234 203H237V202H233L232 204H234ZM87 204H88V203H87ZM106 204H107V205H106ZM118 204H119V206H118ZM195 204H196V203H195ZM232 204H231V206H232ZM239 204H240V203H239ZM108 205H109V206H108ZM110 205H112V206H115V205H116L115 207H117V208L113 207V209H112V208H111L112 206L110 207ZM128 205H131V207L128 206ZM140 205H141V206H140ZM235 205H236V204H234L233 206H235ZM243 205H244V203H243ZM104 206H105V208H104ZM181 206H183V205L181 204ZM237 206H238V205H237ZM237 206H235V207H237ZM107 207H108V210H107ZM132 207H133L132 211H135V212H131V210L128 211V209H131ZM147 207H148L149 210L147 209ZM177 207H180V206L178 205ZM183 207H184V206H183ZM239 207H240V206H239ZM241 207H242V205H241ZM243 207H244V206H243ZM243 207L240 209L241 212H242V209H246V208H245L246 206H245L244 208H243ZM257 207H258V206H257ZM262 207H263V206H262ZM118 208H119V209H118ZM127 208H128V209H127ZM143 208H144V211H143ZM153 208H154V209H153ZM181 208H182V207H181ZM181 208H179V209H181ZM232 208H234V207H232ZM247 208H248V207H247ZM254 208H255V207H254ZM115 209H117V210L115 211ZM122 209H123V210H122ZM125 209H127V210H125ZM137 209H138V210H137ZM146 209H147V210H146ZM150 209H153L151 215H154L153 212H155L156 210L158 211V212L156 211V214L153 216L154 219H151L152 216H151L150 213H149V212H151ZM159 209H160V210H159ZM182 209H183V208H182ZM212 209H213V210H212ZM215 209H216V210H217V209L219 210V211H218L219 214H218V212L215 213V215L217 214L218 217H217V216H213V218H212L211 215H213L214 213H211V212L209 213L210 215L208 216V213H207V212H208V211H211V210H212V212H214V211H216ZM249 209H250V208H249ZM257 209H258V208H257ZM113 210H114V211H113ZM120 210L123 211V212H121V214H118V213L120 212ZM136 210H137L138 216H137ZM140 210H139V211H140ZM161 210H162V211H165V212H167V213H162ZM235 210H238V207H237V209H235ZM254 210H253V211H254ZM258 210H259V209H258ZM260 210H261V209H260ZM78 211H79V212H78ZM107 211H109V212L111 211V213H109V212H107ZM118 211H119V212H118ZM125 211H126V212H125ZM127 211H128V212H127ZM146 211H147V212L149 211V212L147 213ZM247 211L249 212L248 209H247ZM251 211H252V210H251ZM262 211H263V208H262ZM21 212H22V211H21ZM77 212H78V213H77ZM82 212H83V214H82ZM86 212H87V213H86ZM114 212H115V213L118 212L117 215H116ZM129 212H131L132 214L129 213ZM198 212H201V211H198ZM236 212H239V210L236 211ZM245 212H246V211H245ZM245 212H244V213H245ZM18 213H19V212H18ZM75 213H77V214H75ZM79 213H80L81 215H80ZM160 213H161V214H160ZM168 213H169V214H168ZM188 213H191V214L193 213L194 216L192 215V217H194L195 220H192L193 218H192L191 216L189 217V216H188ZM228 213H229V214H228ZM242 213H243V212H242ZM244 213H243V214H244ZM246 213H247V212H246ZM261 213H262V212H260V214H261ZM74 214H75L76 217L74 216ZM86 214H88V215H86ZM129 214H130V215H129ZM145 214H146V215H145ZM147 214H148V215H147ZM166 214L168 215V216H167V219H165V218H166ZM191 214H189V215H191ZM197 214H198V215H197ZM205 214H206V215H205ZM221 214H222V215H221ZM262 214H264V212H263ZM15 215H16V214L10 216V217H12L11 220H10V218H8L9 221H11V222H10L11 225H13V224L16 225V227L13 225V226H14L13 230L19 228L17 225H18V224L20 225L19 222H20V220H21V218H22V216H21L22 213H21V215H20V213H19V215H20L19 217L17 216L18 214H17L16 216H15ZM77 215H79V216H81V217L78 218ZM111 215H112V216H111ZM122 215H124V216L128 215V220H127V216L122 218V220H123V222H124V226L128 224V225H127L128 227L125 226V227H126V228H125V232H126V233L123 232L122 229H120V228H121L120 224L118 225V223H120V221H121L120 218L122 217ZM134 215H136V216H134ZM139 215H140V216H139ZM141 215H142V216H141ZM159 215H160V216H159ZM162 215H165V217L162 216ZM234 215H236V217H235ZM239 215H240L241 217H239ZM13 216H14V217H13ZM83 216H85V217H83ZM118 216H119V217H118ZM130 216H132V217H130ZM145 216H146V217H145ZM179 216H180V217H179ZM195 216H196V217H195ZM219 216H221V217L223 216V217H224V218L222 217V219H224L223 222H224V224L226 223V226L224 225V226H225V229L223 228V231H222V232H221L222 229L218 230L217 235H216V233H215V235H216V236H215L213 233L216 232L217 230H215L214 227H213V229H214L215 231L212 229V226H213L212 224H213V223H212L211 218L213 219L214 225H215V226H216V225H217V226L220 225V226H219V228H220V227L223 226V225H221V224H223V222L219 221V222H221V223H220V224H217L218 219L220 220V218H221V217H219ZM244 216H245V217H244ZM246 216H247V217H246ZM15 217H16V218H15ZM20 217H21V218H20ZM142 217H143V218H142ZM161 217H163V218L160 219ZM168 217H169V218H168ZM171 217H172V218H171ZM187 217H188V219H187ZM214 217H216V219H217V218H218V219L216 220ZM261 217H262V216H261ZM18 218H20V220H19ZM85 218H86V219H85ZM124 218H125V219H124ZM134 218H136V219H138V218H142V219H144V220H147V219H148V221H151V220H154V221H155V219H159L158 221H155L156 226L159 225V224H160V225L162 224V223H161V220H162V221L164 220V222H165V220H168V222H167V221H166L165 223L163 222V225H164V224H166V225H173V227L176 228V230H174L173 227H170V228L168 229L167 226H163V225H161V226H163L165 229H164L163 227H162V228H161V227H158V229L155 227V228H152V229H155V231H153L152 229H150V230L147 229L148 231H147V230H144V231L141 230V231H139V229L137 230V229L135 228V226L137 225V223H136L137 221H136ZM146 218H147V219H146ZM191 218H192V219H191ZM196 218H197L198 220H197ZM207 218H208V220L211 221V224H207V223H206V222L209 223V221H206ZM241 218H242V219H241ZM255 218H256V217H255ZM263 218H264V217H263ZM8 219L5 221V223H8V224H9ZM80 219H81V220H80ZM84 219L86 220L85 223H84V221H85ZM119 219H120V220H119ZM169 219H170V221H169ZM172 219H173V220H172ZM177 219H178V221H177ZM180 219H181L183 222H182ZM190 219L192 220L193 224H192V222H191ZM222 219H221V220H222ZM245 219H246V220L248 219V220H247V223L245 222ZM18 220H19V221H18ZM124 220H126L127 222H125ZM186 220H188V221H186ZM200 220H201V221H200ZM214 220H215L216 222H215ZM230 220H231V219H230ZM234 220H235V219H234ZM243 220H244V221H243ZM7 221H8V222H7ZM134 221H135V223H136V224L134 223L135 225H133V222H134ZM148 221H147V222H148ZM171 221H173V222L171 223ZM174 221H176V222H174ZM179 221H181V222H179ZM185 221H186V223H184ZM194 221H195V222H194ZM198 221L202 222V224H201L200 222L198 223ZM145 222H146V221H145ZM177 222H178L179 225L177 224ZM204 222H205V223H204ZM241 222H242V223H241ZM251 222H252V221H251ZM12 223H13V224H12ZM17 223H18V224H17ZM130 223H131V224H130ZM151 223H152V225H154V224H153V221H151ZM157 223H159V224H157ZM170 223H171V224H170ZM173 223H175L177 227L174 226L175 224H173ZM180 223H183V224L180 225ZM194 223H197V225H196V224L194 225ZM245 223H246V224H245ZM3 224H4V223H3ZM8 224H6V226H7L6 228H5V226H2V225H1L2 227H1V226H0V227H1L3 230H8V229L10 230V227L12 228V226L9 225V226H10V227H9ZM149 224H150V222H149ZM184 224H185L186 226H183ZM199 224H200V225L205 224V225L203 226L204 228L201 227V226H200V227H201V228H200V227H199ZM243 224H244V225H243ZM4 225H5V224H4ZM80 225H81V227L79 228ZM132 225H133L134 227H133ZM190 225H191L192 227H191ZM206 225H207V226H206ZM210 225H211V226H210ZM180 226H181V228H180ZM189 226H190V229L188 230L187 228H189ZM194 226H197L198 229H197L196 227H194ZM208 226H209L210 228H209ZM224 226H223V227H224ZM227 226H229L228 229H227ZM241 226H242V227H241ZM243 226H244V227H243ZM249 226H250V227H249ZM252 226H253V227H252ZM254 226H255V227H254ZM131 227H133V228H131ZM136 227H137V226H136ZM166 227H167V228H166ZM183 227L185 228V231H182V230H184ZM206 227L209 228V229H205ZM246 227H247V228H246ZM4 228H5V229H4ZM77 228H75V229H77ZM160 228H161V229H160ZM172 228H173V229H172ZM192 228H194V230H193ZM251 228H252V229H251ZM103 229H104V230H103ZM106 229H108V230H106ZM126 229H127V230H126ZM130 229H131V230H130ZM170 229H172V230H170ZM178 229H179V230H178ZM196 229L198 230V232H197ZM211 229L213 230V233H212L213 235L210 233V231L212 232ZM229 229H230V230H229ZM105 230H106V231H105ZM129 230H130V231H129ZM134 230L136 231V234H137V235H138V234L141 235V238H140V239H141L142 241L139 239L140 235H139V237H138L137 235L134 236V233H135ZM160 230H161V231H160ZM163 230H164V231H163ZM165 230H166V231H165ZM180 230H181V231H180ZM190 230H192V231H190ZM200 230H201V231H200ZM204 230H205V231H204ZM206 230L209 231V233H208V231H207V234H208V235L206 234ZM232 230H233V231H232ZM249 230H250V231H249ZM0 231H1V230H0ZM11 231H12V230H11ZM16 231H17V230L13 231V233H15ZM107 231H108L109 233L111 232V235H109V233H108ZM120 231H121V232H120ZM131 231H134V232H131ZM137 231H138V233H137ZM146 231H147V232H146ZM151 231H152V232H151ZM157 231H158V232H157ZM199 231H200L201 233H200ZM225 231H226V232H225ZM235 231H236V232H235ZM244 231H245V232H244ZM246 231H248V232H246ZM255 231H256V232H255ZM103 232H104V233H103ZM105 232H106V233H105ZM128 232H129V234L127 235ZM139 232H140V233H139ZM144 232H145V233H144ZM159 232H160V233H159ZM162 232H163V233L166 232V233H164V235H163ZM190 232H191V235H188V234H190ZM192 232H193V234H194L195 236L192 235ZM203 232H205V233L203 234ZM219 232H221V233H219ZM228 232H229V233H228ZM242 232H243L242 235L245 236L244 238L242 237L243 239L240 237V236H241L240 233H242ZM249 232H250V233H249ZM117 233L119 234L118 236H117ZM124 233H125V235H124ZM148 233L151 234V235H153L152 233H154L155 235L157 234L156 236H158V234H159V237L161 236L162 239L153 235V236H154V239L150 240L151 238H153V236L149 235ZM161 233H162V234H161ZM169 233H170V235H171V233H172V235H173L174 238H173L172 236L169 237ZM174 233H175V235H174ZM179 233L182 234V235L185 234L187 237H188V236H193V238H195V240L192 239V237H190V241H189L190 244H188V242H186V243H184L183 246H180V245L183 244L182 242H180V245H178V243L176 244V243L174 242V241H177V239H175V238H177L176 236H179V235H180ZM187 233H188V234H187ZM196 233H197L198 235H197ZM199 233L202 234V235H207V236L201 237V236L199 235ZM233 233H234V234H233ZM258 233H259V231H258ZM130 234H132V236H134L135 238H136V236H137V238H138L139 241H140V242L138 241L139 244H140L139 247L143 246L142 244H144V242H145L144 245H146V242H148V243H147V245H148L149 243L156 242L158 239L163 240V237H164V239H166L167 236H168L170 240H169L168 238H167V240L171 241V240L174 239V240L172 241V243L174 242L173 244H175L174 246H173V245L166 246V247H168V248L171 249V250L169 249V251H173V253H175V252H174V249H175L176 251L179 250V249H181V250H179V251H177V252L175 253V255H174L175 257L173 256V253H170L172 256H171L170 254H168V256H169V255L171 256L170 258H168V256L165 255L166 253L164 252V250L167 251L168 248H162V247H158V248H157L156 246H152V247L150 248V249H151L150 252L147 253L148 255H147V254H145V256L143 255V256H142L143 258L140 257V260H139L138 256L136 255V254H137V251H136L137 249H136V248H139V247H138L139 244H138V243H136L137 245L135 244L136 239H135V238H132V236H130ZM142 234H145V235L143 236ZM165 234H168V235L165 236ZM178 234H179V235H178ZM219 234H220V236H219ZM221 234H222V235H221ZM244 234H245V235H244ZM185 235H183V236H185ZM235 235H236V236L240 235V236H239V237H235ZM251 235H252V233H251ZM251 235H250V236H251ZM253 235H254V237H251V238L255 239V237H256L257 235H256V234H253ZM255 235H256V236H255ZM263 235L258 234V236L261 237V238H262ZM109 236H110V237H109ZM112 236H113V238H111ZM129 236H130V237H129ZM142 236H143V239H142ZM149 236H151V237L148 238ZM180 236H181V235H180ZM196 236H197V237L199 236V238H197ZM233 236L235 237V239H233V238H234ZM250 236H247V237H248V238H247V239H248L247 241H249V242H250V240H249V239H250ZM115 237H116V238H115ZM127 237H128V238H127ZM146 237H147V239H145ZM211 237H212V238H211ZM223 237L226 238V239H224ZM259 237H258V238H259ZM121 238H122V239H121ZM129 238H132L135 242L132 241V239L130 240ZM156 238H157V239H156ZM188 238H189V237H188ZM201 238H202V239H201ZM206 238H207V239H206ZM213 238H214V239H213ZM221 238H222V239H221ZM236 238H237V239L239 238V240H240V238H241L242 241H241V240H240V241H239V240H236ZM258 238L255 240V242L259 240ZM138 239H137V240H138ZM155 239H156V240H155ZM211 239H212V240H211ZM124 240H125V241H124ZM143 240H144V241H143ZM145 240H146V241H145ZM147 240H148V241H147ZM192 240H193V241H192ZM213 240H214V243H215V244L213 243ZM215 240H216L217 242H215ZM220 240H221V243H220ZM223 240H224L225 242H224ZM232 240H233V241H232ZM235 240H236V241H235ZM243 240H244V242H243ZM261 240H262V239H260V241H261ZM130 241L133 243V245H132V243H131ZM150 241H152V242H150ZM191 241H192V243H191ZM195 241H196V242H195ZM198 241H199V242H198ZM200 241H201V242H200ZM203 241H204L205 244L207 243L206 245H208V243H209V245H208L207 248H205L206 246H204V248L202 247V245H203ZM208 241H211L213 244H210L211 242H208ZM230 241H231V242H230ZM237 241H238V242H237ZM253 241H254V240H253ZM127 242H128V243H127ZM129 242H130V243H129ZM194 242H195V244H193ZM239 242H240L241 244H242V242H243V244H242L243 246L240 245ZM249 242H248V248H249V246H250V245H249ZM262 242H263V240H262ZM216 243H217V244H216ZM223 243H224L225 245H224ZM232 243H233V244H232ZM235 243H237V244L235 245ZM251 243L253 244V242H251ZM251 243H250V244H251ZM257 243H259V242H257ZM134 244H135V245H134ZM152 244H153V243H152ZM185 244H186V245H185ZM198 244H199L201 247H199ZM205 244H204V245H205ZM218 244H219V245H218ZM252 244H251V245H252ZM260 244H261V243H260ZM260 244H258V247H261ZM262 244H263V243H262ZM118 245H119V246H118ZM195 245H196V247H198L197 250H196ZM210 245H211V246H210ZM228 245H229L230 247H229ZM263 245H264V244H263ZM125 246H126V247H125ZM132 246H135V247H132ZM176 246H177V247H176ZM178 246H179V247H178ZM191 246H194V247L191 248ZM209 246H210V247H209ZM215 246H216V247H215ZM219 246H220V247H219ZM226 246H227V247H226ZM241 246H242V247H245V248H242ZM254 246H255V248H254ZM256 246H257V244H256V245L253 244V248H254L255 250L261 251V250H259V248L256 249ZM154 247H156V249H157L159 252H160L159 248H160V249L162 248L161 251L164 249L162 252H163V254L165 255V257L163 256L162 252H160V253L157 252V253L160 254L159 256H157V255H158L157 253L154 254V252L157 251L156 249L153 250ZM184 247H185V248L187 247V250H188L189 252H190V251H192V252H190V253L186 252V253H185V251H187V250L185 249V250H183V251H184L183 253H185V254H184V255H181V254H183V253H182V248L184 249ZM189 247H190V248H189ZM212 247H213V248H212ZM217 247H219V250H218ZM262 247H264V246H262ZM177 248H178V249H177ZM201 248H202V250H199V249H201ZM221 248H222V249H221ZM230 248H231V249H230ZM234 248H233V250H232L233 252H234ZM248 248H246V251H247L246 255H247V256L244 255L245 253H244V254H243V253H240L241 255L245 256V258H241V257H243V256H241V255H240L241 257H240V256L238 257V255H236V256H231V253H230L229 256H230V257H234V259L238 257V258H237V261H236V263H235V264H237V263H239V262H238V259H239V258L246 260V259L252 257V256L250 255V254H251V253H250V250L253 251V248L250 249V248H251V247H250L249 250H248ZM123 249H124V250H123ZM134 249H135V250H134ZM190 249H191V250H190ZM193 249H194V250H193ZM211 249H212V250H211ZM224 249H225V250H224ZM229 249H230V250H229ZM241 249H242V250H241ZM260 249H261V248H260ZM263 249H264V248H263ZM221 250H223V251H221ZM237 250H235L236 253H234V254H237V253H238ZM126 251H127V253H126ZM246 251L243 250V252H246ZM248 251H249V252H248ZM128 252H129V253H128ZM178 252H179V253H178ZM180 252H181V254H180ZM204 252H205V251H204ZM216 252H213V253H216ZM233 252H232V253H233ZM263 252H264V251H262L261 255H262V254L264 255ZM149 253H150V255H149ZM207 253H208V252H207ZM248 253H249L250 257H248V256H249ZM253 253H254V252H252V254H253ZM258 253H259V252H258ZM161 254H162V255H161ZM189 254H190V256H189ZM191 254H192V255H191ZM196 254H195V255H196ZM216 254H218V253H216ZM222 254H223V253H222ZM234 254H233V255H234ZM255 254L257 255L256 252H255ZM133 255H134V256H133ZM152 255H153V256H152ZM155 255H156L159 259L156 258ZM176 255L178 256V258H177ZM180 255L183 256V257H181ZM187 255H188V256H187ZM224 255H225V253H224ZM146 256H147V257L149 256V258L147 259ZM186 256H187V257H186ZM191 256H192V257H191ZM253 256H255V255L253 254ZM258 256H259V255H258ZM258 256H256L255 261H256L257 259H259V258H257ZM166 257H167V258H166ZM184 257L187 258V260H188V261L186 260L187 262L184 260ZM230 257H229V258H230ZM246 257H248V258H246ZM144 258H145V259H144ZM152 258H153V259H152ZM155 258H156V259H155ZM162 258H163L164 260H162ZM165 258H166V259H165ZM174 258H176V259H174ZM182 258H183V259H182ZM189 258H190V260H189ZM261 258H263V257L261 256L260 259H261ZM61 259H62V258H61ZM61 259H60V260H61ZM63 259H64V258H63ZM134 259H136V260H135L136 262L134 261ZM141 259H142L143 262L141 261ZM251 259H252V258H251ZM260 259H259V260H260ZM60 260H58L57 263L52 262V263H46V264H59L58 262H59ZM66 260H67V259H65V262H63V264H69V263H70V260H69V263H68V261H66ZM157 260H159V261H157ZM244 260H240V259H239L240 262H241V261H244ZM253 260H254V259H253ZM62 261H64V260H62ZM147 261H148V263H147ZM151 261H152V262H151ZM163 261H165V262H163ZM169 261H170V262H169ZM173 261H175V262L173 263ZM233 261H234V260H233ZM248 261H249V260H248ZM248 261H247V264L249 263ZM257 261H258V260H257ZM60 262H61V261H60ZM171 262H172V263H171ZM190 262H191V261H190ZM190 262H189V263H190ZM244 262H245V261H244ZM244 262H243V263H244ZM251 262H252V264H254L253 261H251ZM71 263H72V262H71ZM71 263H70V264H71ZM189 263H188V264H189ZM241 263H242V262H241ZM255 263H257V262H255ZM60 264H62V263H60ZM101 264H103V262H101ZM104 264H105V263H104ZM176 264H178V262H176ZM190 264H192V263H190ZM245 264H246V262H245ZM250 264H251V263H250ZM258 264H259V263H258Z\"/></svg>",
  "mask_w": 264,
  "mask_h": 264
}]
</instances>
